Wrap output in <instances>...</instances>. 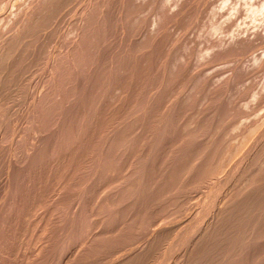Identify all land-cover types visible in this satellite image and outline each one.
Masks as SVG:
<instances>
[{"label":"rangeland","instance_id":"rangeland-1","mask_svg":"<svg viewBox=\"0 0 264 264\" xmlns=\"http://www.w3.org/2000/svg\"><path fill=\"white\" fill-rule=\"evenodd\" d=\"M19 3H17V2ZM34 1V2H33ZM40 1V2H39ZM47 1V2H46ZM49 0H0V41H3L4 39H7L6 41H11L12 38H15L17 35L18 37H20V35H22V33L24 32V30L27 28V32L30 33L33 27V31L34 33H38L36 30L34 29L36 27V25L40 24L41 21L44 23L45 21L42 20V18H37L38 21L40 23L37 24L38 21H33L35 20V16L39 15L38 11L39 9L43 11L46 10L47 14L48 13H52L53 15H47L45 12V15H47V19L49 21V19H51L50 22H48L49 24L53 21V30L51 29V25L47 26V28L45 25H38L36 28H40V30L42 29L45 34H41V35H33L30 39H27L23 42L26 45H28L29 48L26 49H30L29 51H33V52H29L28 50L25 49V51L29 52V55L31 54V57L24 53V50L21 52L20 50L15 51V49H13V53L17 54L15 55L16 59L15 60H19V56L22 57V54H24V57L18 62H13V67L12 69L14 70V72L12 73V79L11 82L13 80L12 83H18L17 88L15 86L16 89H14L13 91H11L12 93L8 94L10 95H5L7 97L3 96V99L5 98V103H3L2 99H1V103L4 104L2 105L0 103V118L3 119V121L0 119V147H1V151L0 154L2 152V154L0 155V212L3 213V211L5 213H0V233L2 231V233L0 234V236L4 235L5 237H0V244L4 245H0V262H2V264H21V260H22V264H26L29 262L32 263H28V264H59V262H61V264H117L119 263V261L123 260V254H128L129 251L131 249H133L135 247V249L137 248H141L142 244L144 243V245H146L147 241H150L149 237H153L155 234V232L158 230H162L165 231L166 229V233H168L167 231H169V235L167 238V241H164L162 244L163 246L160 247V250L163 251V248L166 249V251L164 250V252L162 253H167L165 255V260L167 261V257H168V253L167 252V247L169 246L170 242L172 241H168V240H172L175 237H177L178 235H180L182 232H180V229H184V232L182 234V236L185 233V237L187 236V231L190 229V227L196 222L197 223H201L200 221H202V224H205L206 220L208 221V218L210 217V215H212L211 213H214L216 210L213 208L214 206H210L213 204L211 203V195L209 197V193L208 192L210 190V185L214 186V182L215 179L212 177L217 176L216 179H224V181L227 180L228 178V174L229 171L231 170V166L234 165V163H236V159H238L240 157V155H242L245 152L246 147H248L249 144L253 145L250 148H254L256 147L253 143V141L251 142V140H253V137H257L259 135H261V133L264 132V27H263V22H264V17H260V16H264V12H262L264 10V0H236V3L234 0H72L73 2H70L69 0H54L52 2V4H54L55 7L57 8H53L51 5V0L48 2ZM55 1H57L55 4ZM69 1V2H68ZM78 1L79 3L77 4ZM149 1V2H148ZM206 1V2H204ZM228 1V3H226ZM230 1V2H229ZM260 1V2H259ZM262 1V2H261ZM17 4H14V3ZM24 2V3H23ZM43 2V3H42ZM83 2V3H82ZM218 2V3H217ZM250 2V3H249ZM8 3V4H6ZM48 3L47 5L50 7V9H52L50 11L49 7L48 8H44L45 5ZM83 5H82V4ZM86 3L87 6L85 5ZM96 3V4H95ZM214 3V4H213ZM226 3V5L224 4ZM31 4V5H30ZM40 4V5H39ZM51 6H50V5ZM126 4V5H125ZM170 4V5H169ZM199 4V5H198ZM243 4V5H242ZM17 5V6H16ZM43 5V6H42ZM59 5L60 8H59ZM64 8H67L66 10ZM76 5V6H75ZM79 5V6H78ZM238 5V6H236ZM3 6V7H2ZM29 8H26V7ZM41 6V7H40ZM87 7V8H83V7ZM102 6V7H101ZM135 6V7H134ZM223 6H225V9L223 10ZM228 8H227V7ZM230 6H234L230 7ZM236 6V7H235ZM240 6V8H239ZM246 6V7H245ZM250 6V7H249ZM21 7V8H20ZM52 7V8H51ZM96 7V8H95ZM150 7V8H149ZM222 7V9H221ZM232 8L231 10L234 11L232 12L231 10H229L230 8ZM3 8V9H2ZM244 8V9H242ZM247 8V9H246ZM21 9V10H19ZM26 9V10H23ZM49 9V11H48ZM57 9H60L57 11ZM69 9V10H68ZM76 11H75V10ZM85 9V10H84ZM86 9L88 10V12L86 11ZM140 9V10H139ZM167 9V10H166ZM194 9V12H193ZM197 11H196V10ZM262 9V10H260ZM54 10V12H53ZM66 13H64L65 11ZM71 10V11H70ZM84 10V11H83ZM171 10V11H170ZM240 10V11H238ZM259 10V14L260 12L262 13V15L258 14L255 15L254 13L257 12ZM12 11V12H11ZM23 11V12H22ZM42 11H39L40 13ZM69 11V12H68ZM80 11V13H79ZM82 11V12H81ZM99 13H98V12ZM108 11V12H107ZM117 11V12H116ZM130 11V12H129ZM174 11V13H173ZM220 11V12H219ZM224 11V12H223ZM34 12V15H33ZM59 12H63L60 13L61 16H59ZM68 12V13H67ZM85 12V13H84ZM87 12V13H86ZM90 12V13H89ZM95 12V13H94ZM101 12V13H100ZM198 12V15H197ZM71 13V14H70ZM79 13V14H78ZM109 13V14H108ZM117 13V14H116ZM156 13V14H155ZM194 15L192 16L191 15ZM195 13V14H194ZM222 13V16H221ZM226 15H225V14ZM232 18H231V16ZM235 14V16H233ZM21 14V15H20ZM36 14V15H35ZM74 14V15H73ZM78 14V15H77ZM83 14V15H82ZM86 14H88L86 16ZM107 14V15H106ZM115 14V15H114ZM152 14V15H151ZM158 14V15H157ZM183 14V15H182ZM225 16H224V15ZM255 15L256 19L258 22H255V18L251 17L252 15ZM16 15V16H15ZM31 15V16H30ZM43 17V14L41 13L39 16ZM75 15H77L79 18H77ZM82 15V16H80ZM91 15V16H90ZM103 15V16H101ZM104 15H106L107 17H104ZM126 15V16H125ZM229 15V16H228ZM249 17H248V16ZM6 16V17H4ZM27 16H30L28 18H25ZM34 18H31V17ZM50 16V18H49ZM65 16V17H64ZM74 16V18H73ZM90 16V17H89ZM97 16V17H96ZM109 16V17H108ZM113 16V17H112ZM138 16V17H137ZM146 16V17H145ZM164 16V17H163ZM192 16V18H191ZM198 16V17H197ZM229 17V19H227V17ZM240 16V17H238ZM53 17V19H52ZM72 17V18H71ZM94 17V20H93ZM104 17V18H102ZM125 17V18H124ZM226 17V18H225ZM237 17V18H236ZM253 19H251V18ZM260 17V18H257ZM17 18V19H16ZM22 18V19H21ZM44 18V17H43ZM90 18L92 19V21H90ZM146 18V20H145ZM154 18V19H153ZM225 22H224V20ZM232 20H231V19ZM8 19V20H7ZM30 19V23L32 24L33 22H36V24H27L26 22H28ZM33 19V20H32ZM80 19V20H79ZM112 25H111V22ZM120 19V20H119ZM135 19V20H134ZM173 19V20H172ZM190 19V20H189ZM195 19V20H194ZM221 19L223 20L221 22ZM249 19V20H248ZM251 19V20H250ZM262 20L259 22V20ZM18 20V21H17ZM24 20V21H23ZM28 20V21H27ZM82 20V21H81ZM85 20H89V23L93 22L92 24H89L87 21ZM105 20V21H104ZM138 20V21H137ZM194 20V21H193ZM218 20V21H217ZM228 20V21H227ZM238 20V21H237ZM248 20V21H245ZM254 20V21H252ZM16 21V22H15ZM19 21H21L22 23H19ZM72 21V22H71ZM148 21V22H146ZM166 21V22H165ZM237 21V22H235ZM245 21V22H243ZM250 21V22H249ZM252 21V22H251ZM25 22V23H24ZM140 22V23H139ZM168 22V23H167ZM189 22V23H188ZM191 22L193 24H191ZM227 22V23H226ZM232 22V23H231ZM249 22V23H248ZM2 23V25H1ZM4 23V24H3ZM19 23V26L17 27ZM66 23V24H65ZM70 25H68V24ZM105 23V24H104ZM107 23V24H106ZM128 23V24H127ZM167 23V24H166ZM220 23V24H219ZM225 23V24H224ZM233 25H231V24ZM26 28L23 30H19L18 28L20 27ZM26 26H25V25ZM42 24V23H41ZM83 24V25H82ZM87 24V25H86ZM99 24V25H98ZM114 24V25H113ZM191 24V26H190ZM202 24V25H201ZM223 24V25H221ZM240 24V25H238ZM253 24V26H252ZM262 24V25H261ZM14 25V26H13ZM24 25V26H23ZM29 25V26H28ZM35 25V26H34ZM54 25H56L54 27ZM67 25V26H66ZM85 25V26H84ZM91 25V26H90ZM101 25V26H100ZM105 25L108 28H105ZM122 25V26H121ZM189 25V26H188ZM218 25L220 26L219 31L217 30ZM228 25V26H227ZM230 25V26H229ZM242 25L243 30L240 29ZM250 26L248 28V26ZM255 25V26H254ZM261 25V26H259ZM11 26V27H10ZM31 26V27H30ZM51 26V27H50ZM61 28H58V27ZM89 26V27H87ZM98 26V27H97ZM113 26V27H112ZM133 26V27H132ZM137 26V27H136ZM161 26V27H160ZM246 26V27H245ZM17 27V29H15ZM21 27L19 29H21ZM31 28L29 30V28ZM49 27V28H48ZM64 27V28H63ZM67 27V28H66ZM84 27H87L86 29H84ZM104 27V28H103ZM115 27V29H114ZM235 27L237 28V30L235 29ZM239 27V28H238ZM245 27V28H244ZM255 27V28H254ZM8 28V29H7ZM38 28V30H39ZM66 28V29H65ZM76 28V29H75ZM89 28V29H88ZM96 28V29H95ZM251 28V29H250ZM6 29V30H5ZM47 30H50L51 33H46ZM93 29V30H92ZM105 29V30H104ZM114 29V31H112ZM146 29V30H145ZM223 29V30H222ZM250 29V30H249ZM6 32H5V31ZM8 30V31H7ZM56 30V31H55ZM83 30V31H82ZM213 30H215L217 33H215ZM222 30V31H221ZM230 30V31H229ZM240 30V31H239ZM254 30V31H253ZM18 31V34H17ZM23 31V32H22ZM42 31V32H43ZM60 31V32H59ZM89 31V33L87 32ZM204 31V32H203ZM212 31V32H211ZM229 31V32H228ZM3 32V33H2ZM22 32V33H21ZM26 32V33H27ZM41 32V31H40ZM54 34H53V33ZM83 32V33H82ZM93 32V33H92ZM111 32V33H110ZM160 32V33H159ZM210 32V33H209ZM220 32V33H219ZM222 32V33H221ZM235 32H241L245 34H235ZM262 32V33H261ZM21 33V34H20ZM26 33L24 36H26ZM32 33V32H31ZM57 33V34H56ZM64 33V34H63ZM97 33V35H96ZM141 33V34H140ZM213 33V34H212ZM232 33H234L232 35ZM256 35H255V34ZM260 33V34H259ZM40 34V33H38ZM46 34L50 35L48 37V35L46 36ZM89 34V35H88ZM107 34V35H106ZM109 34L112 36L109 37ZM115 34V36L118 38H116L115 36L113 37V35ZM241 34V35H240ZM247 34V36H246ZM254 34V35H253ZM9 35V36H8ZM58 35V37H57ZM60 35V37H59ZM64 35V36H63ZM161 35V36H160ZM184 35V36H183ZM211 35V36H210ZM227 35V36H226ZM232 35V36H231ZM245 35V36H244ZM7 36V37H6ZM14 36V37H13ZM29 37L31 36L30 34L28 35ZM35 36V38H34ZM36 36H40V38H36ZM63 36V37H62ZM177 36V37H176ZM214 36V37H213ZM225 36V37H224ZM238 36V38H237ZM249 36V37H248ZM252 36V37H251ZM255 36V37H254ZM257 36V37H256ZM5 37V38H4ZM52 37V38H51ZM106 37H109L111 40H108ZM161 37V38H160ZM187 37V38H186ZM209 37V39H208ZM217 37V39H215ZM220 37V38H219ZM232 39H231V38ZM246 37V38H245ZM261 37V38H260ZM4 38V39H3ZM11 38V39H10ZM26 38V37H25ZM24 38V39H25ZM43 38V39H42ZM130 38V39H129ZM212 38V40H211ZM245 38V39H244ZM261 40H260V39ZM9 39V40H8ZM45 39V40H44ZM49 39V41L47 40ZM51 39V40H50ZM116 39V40H115ZM216 41H214V40ZM222 39V40H221ZM225 39V40H224ZM14 40V39H13ZM28 40V41H27ZM38 40V41H37ZM59 40V41H58ZM103 40H108L107 41H103ZM142 40V41H141ZM221 40V41H220ZM234 40V41H233ZM236 40V41H235ZM238 40V41H237ZM240 40V41H239ZM259 40V41H258ZM9 41V42H10ZM54 41V42H53ZM72 41V42H71ZM184 41V42H183ZM220 41V42H219ZM244 41V42H242ZM248 41V42H247ZM46 42V43H44ZM49 42V43H48ZM70 42V43H69ZM103 42V43H102ZM117 42V43H116ZM135 42V43H134ZM210 42V43H209ZM224 42L225 44L229 42V44L225 45L222 43ZM2 43V42H1ZM97 43V44H96ZM107 43H111L110 45ZM182 43V44H181ZM209 43V45H208ZM212 43V44H211ZM215 43V44H213ZM246 43V44H245ZM253 43V44H252ZM46 44V45H45ZM50 44V45H49ZM52 44V45H51ZM56 44V45H55ZM61 44V45H60ZM88 44V45H87ZM105 44V46H103ZM233 44V45H232ZM244 44V45H243ZM252 44V45H251ZM255 44V45H254ZM263 45V47L261 45ZM30 45V46H29ZM45 45V46H44ZM59 45V46H58ZM85 45V46H84ZM102 45V46H101ZM146 45V46H145ZM215 45V46H214ZM220 45V46H218ZM247 46L248 48L254 47L253 49H249L246 48V46L243 48V46ZM25 46V45H24ZM38 46V47H37ZM67 46V47H66ZM112 46L111 50L110 48ZM228 46V47H227ZM233 46V48H232ZM23 47V46H22ZM27 47V46H26ZM205 47V48H204ZM213 47V48H212ZM223 47V48H222ZM235 47V48H234ZM242 47V48H241ZM25 48V47H24ZM32 48V49H31ZM77 48V53L74 51V49ZM134 48V49H133ZM163 48V49H162ZM231 48V49H230ZM40 49V50H39ZM67 49V50H66ZM70 49V50H69ZM181 49V50H180ZM213 49V50H212ZM215 49V50H214ZM217 49V50H216ZM222 49V50H221ZM244 49V50H243ZM245 49L247 51H245ZM52 52L51 54L55 56V52H57V54L59 55V59L61 61V63H59V59L57 57L52 56L51 54L48 55V53ZM55 50V51H54ZM75 52H73V51ZM96 50V51H95ZM148 50V51H147ZM174 50V51H173ZM227 50V51H226ZM229 50H231L230 55L229 53H227ZM237 50V52H235ZM243 50V52H242ZM18 51L20 52L21 55L18 54ZM38 51V52H37ZM54 51V52H53ZM74 53L73 55L76 56L74 57L72 54L70 55V53L72 52ZM81 51V52H80ZM103 51V54L102 52ZM112 51V52H111ZM241 51V52H240ZM253 51V53H252ZM101 52V53H100ZM104 52H106L104 54ZM122 53L119 54L117 56V53ZM205 54H204V53ZM213 52V53H211ZM218 52V53H216ZM248 54H247V53ZM255 52V53H254ZM111 53V54H109ZM114 53H116L115 56H117L116 58L119 59H123L122 62L125 59L124 63H121V60H118L115 58ZM124 53L126 56H124ZM134 53V54H133ZM158 53V54H157ZM215 53V54H214ZM244 53V55H243ZM252 53V54H250ZM260 53H262V55H260ZM28 55L29 57H27L26 55ZM37 54V55H36ZM61 54V55H60ZM212 54V55H211ZM221 54V55H220ZM248 56H247V55ZM250 54V55H249ZM258 54V56H257ZM35 55V56H34ZM70 55V56H69ZM83 55V56H82ZM109 55V56H108ZM113 55V56H112ZM219 55V57L217 58V56ZM227 55V56H225ZM229 55V56H228ZM236 55V56H235ZM244 57H243V56ZM48 56H50V59L48 58ZM62 56L64 58H62ZM72 56V57H71ZM90 56V57H89ZM121 58H120V57ZM123 56V57H122ZM133 56V57H132ZM165 56V57H164ZM225 60H223L224 62H222V58ZM225 56V57H224ZM238 56V57H237ZM250 56V57H249ZM27 57V58H26ZM52 57V58H51ZM69 57V58H68ZM96 57V58H95ZM98 57L100 58L98 59ZM107 57V58H106ZM110 57H112L111 59H113L114 61L112 62V60L110 59ZM114 57V58H113ZM215 57V59L213 58ZM228 57V58H227ZM229 57H231V59H229ZM235 57H237L241 62H238L237 58L234 59ZM241 57V58H239ZM257 57V58H256ZM260 57V58H258ZM55 60H54V59ZM62 58V59H61ZM105 58V60H104ZM134 58V59H133ZM213 58V59H212ZM221 58V60H220ZM244 58V59H243ZM247 58V59H246ZM14 61V58H12ZM27 59V60H26ZM47 59V60H46ZM109 59V60H107ZM116 59V61H115ZM146 59V60H145ZM220 60L222 63L220 64ZM228 59V60H227ZM251 59V60H250ZM258 59V60H257ZM263 59V60H262ZM24 60V61H23ZM33 60V61H32ZM64 60V61H63ZM100 60V61H98ZM104 60V61H102ZM206 60V61H205ZM210 62H209V61ZM215 60V61H214ZM235 63H234V61ZM257 60V61H256ZM55 61H59V62H55ZM107 61V62H106ZM205 63H204V62ZM208 61V64L206 65V62ZM214 61V62H213ZM243 61V62H242ZM22 62V63H21ZM48 62V64H47ZM54 62V63H53ZM80 62V63H79ZM83 62V63H82ZM104 62V63H103ZM111 62V63H109ZM116 62V64H115ZM217 62V63H216ZM19 63V64H18ZM28 63V64H27ZM37 63V64H36ZM58 64L56 66V64ZM74 63V64H73ZM97 65H94V64ZM100 63V64H99ZM103 63V64H102ZM113 63V64H112ZM121 63V65H120ZM126 63V64H125ZM164 63V64H163ZM201 63V64H200ZM210 63V64H209ZM214 63V64H213ZM245 63V64H244ZM256 63V65L254 64ZM262 63V64H260ZM17 64V65H16ZM22 64V65H21ZM55 64V65H53ZM82 64V65H81ZM102 64V65H101ZM107 64V65H106ZM124 64V65H123ZM168 64V65H167ZM204 66H200L199 65H203ZM216 64V65H215ZM261 65L257 66V65ZM50 65H52L53 67H51ZM65 65V66H64ZM71 65V66H70ZM92 65V66H91ZM94 66H98V67H93ZM121 67H120V66ZM154 65V66H153ZM157 65V66H156ZM177 65V66H176ZM206 65V66H205ZM212 65V66H210ZM215 65V66H214ZM100 66V67H99ZM105 66V67H104ZM108 66V67H107ZM135 66V67H134ZM148 66V67H146ZM252 66V67H250ZM55 67V68H54ZM67 67V69H66ZM107 67V68H106ZM110 67V68H109ZM126 67V68H125ZM128 67V68H127ZM196 67V69L193 70L192 69ZM198 67V68H197ZM256 67V68H255ZM258 67V70H257ZM17 68V69H16ZM54 68V69H53ZM73 68V69H72ZM93 68V69H91ZM95 68H97V70H94ZM99 68V69H98ZM101 68V69H100ZM106 68L107 70L109 69V71L104 70L105 75H107V78L104 80V77H106L103 73V70ZM122 68L125 71H122L119 69ZM210 68V69H209ZM256 71H255V69ZM262 70H261V69ZM66 69V70H65ZM81 69V70H80ZM116 69V70H115ZM130 71H129V70ZM214 69V70H213ZM216 69V70H215ZM251 69V74L249 73ZM254 69V70H253ZM260 69V71H259ZM12 70V71H13ZM16 70V71H15ZM27 70V71H26ZM30 70V71H29ZM51 70V71H50ZM90 70V71H89ZM94 70V71H93ZM118 70V71H117ZM157 70V71H156ZM182 70V71H181ZM249 70V71H248ZM11 71V72H12ZM69 71V72H68ZM82 71V72H81ZM98 71V72H97ZM219 71V72H218ZM221 71V72H220ZM254 71V74H253ZM263 71V72H262ZM17 74H16V73ZM21 72V73H19ZM93 73L90 78L91 80H89V76L91 73ZM109 75H108V73ZM111 72V75H110ZM126 72V73H125ZM196 72V73H194ZM248 72V74L246 73ZM15 73V74H14ZM65 73V74H64ZM107 73V74H106ZM121 73V74H120ZM259 73V76H258ZM261 73V74H260ZM11 74V73H10ZM60 74V75H59ZM79 74V75H78ZM123 74H125L123 76ZM154 74V75H153ZM230 74V75H229ZM263 74V75H262ZM42 75V76H41ZM54 75V76H53ZM66 75V76H65ZM78 75V76H77ZM119 75V76H118ZM248 75V76H247ZM16 76V77H15ZM30 76V77H29ZM34 78H33V77ZM39 76V77H38ZM96 76V77H95ZM110 76V77H109ZM185 76V77H184ZM194 76V77H193ZM231 76V78H230ZM258 76V77H257ZM152 77V78H151ZM27 78V79H26ZM48 78V79H47ZM114 78V80H113ZM20 80V82L22 81V84L16 80ZM60 79V82H58ZM63 79V80H62ZM93 79V80H92ZM203 79V80H202ZM219 79V80H218ZM225 79V80H224ZM30 82H29V81ZM57 80V81H56ZM160 80V81H159ZM198 80V81H197ZM212 80V81H211ZM218 80V81H217ZM223 80V81H222ZM229 80V81H228ZM27 81V82H26ZM95 81V82H94ZM159 81V82H158ZM220 81V82H219ZM247 81V82H246ZM64 82L66 83L65 85ZM91 82V83H90ZM109 82V83H108ZM121 82V83H119ZM244 82V83H243ZM34 83V84H33ZM59 83L61 84V86L59 85ZM81 83H83L81 85ZM86 83V85H85ZM88 83V84H87ZM116 83V84H115ZM211 83V84H210ZM219 83V85H218ZM221 83V84H220ZM223 83V84H222ZM227 83V84H226ZM250 83V84H249ZM54 84V85H53ZM127 84V85H126ZM216 84V85H215ZM227 87H226V85ZM230 84V85H229ZM33 85V86H32ZM52 85V87H51ZM86 86V92L85 90H81V87ZM90 85V87H89ZM148 85V86H147ZM251 85V86H250ZM77 86V87H76ZM81 86V87H80ZM108 86V87H106ZM201 86V87H200ZM222 86V87H219ZM248 86V87H247ZM21 87V88H20ZM30 87V88H29ZM38 87V88H37ZM44 87V88H43ZM47 87V88H46ZM184 87V88H183ZM209 87V88H208ZM216 89H215V88ZM221 89L219 91V88ZM225 87V88H223ZM231 87V88H230ZM33 88L35 89L33 91ZM46 88V89H45ZM80 88V90H79ZM83 88V89H85ZM92 88V89H91ZM101 88V89H100ZM114 88V89H113ZM124 88V89H122ZM126 88V89H125ZM214 88V89H213ZM39 89V90H37ZM74 89V90H73ZM78 89V91H77ZM88 89V90H87ZM90 89V90H89ZM180 89V90H179ZM196 89V90H195ZM214 90L212 92V90ZM223 89V90H222ZM43 91L41 93V91ZM114 90V91H113ZM122 90V91H121ZM127 90V91H126ZM183 90V91H182ZM246 90V91H245ZM260 90V91H258ZM15 91V92H14ZM20 91V92H18ZM46 91V92H45ZM75 91V92H74ZM82 91V92H81ZM90 92V96H89V92ZM135 91V92H134ZM229 91V92H228ZM25 92V93H24ZM34 92V94H32ZM41 95H40V93ZM51 94H49V93ZM64 92V93H63ZM81 92V93H80ZM124 92V93H122ZM212 92V94H211ZM7 93V92H6ZM20 93V94H19ZM67 93V94H66ZM70 93V95L68 94ZM77 93V95H76ZM85 93V94H84ZM87 93V95H86ZM101 93V94H100ZM140 93V94H139ZM171 93V94H170ZM224 93V94H223ZM240 93V94H239ZM245 93V94H244ZM43 94V95H42ZM49 94V95H47ZM83 94H84V98L83 99ZM121 94V96H120ZM124 94V98L122 97V95ZM130 94V95H129ZM163 94V95H162ZM220 94V96H218ZM236 94V95H235ZM37 95V96H36ZM44 95H46L44 97ZM64 95V96H63ZM67 95V96H66ZM73 97H72V96ZM82 97H81V96ZM116 95V96H115ZM221 95H224L223 98H220ZM33 96V97H31ZM42 96V97H41ZM48 96V97H47ZM87 96V97H85ZM92 96V97H91ZM212 96V97H211ZM213 96L215 98H213ZM37 99H36V98ZM41 99V101L38 100ZM72 97V98H70ZM75 97V98H74ZM80 98V101L78 100ZM104 97V98H103ZM122 97V98H121ZM142 97V98H141ZM169 97V98H168ZM243 97V98H242ZM21 98V99H19ZM34 98L37 100H34ZM48 98V99H46ZM88 98V99H86ZM156 98V99H155ZM173 98V99H172ZM213 98V99H211ZM218 98V99H217ZM246 98V99H244ZM7 99V100H6ZM68 99V100H67ZM74 99V100H73ZM123 99V100H122ZM130 99V100H129ZM200 99V100H199ZM239 101H238V100ZM50 100V101H49ZM86 100L84 103L83 101ZM92 100V101H91ZM155 100V101H154ZM165 100V101H164ZM209 100L211 101L212 104H210L211 106H209ZM222 100V101H221ZM43 101V102H42ZM73 101V103H72ZM108 101V102H107ZM163 101V102H162ZM8 102V103H7ZM11 102V103H10ZM19 102V103H18ZM29 102V103H28ZM37 102V103H36ZM46 104H45V103ZM68 104H67V103ZM75 102V105H74ZM79 102V103H78ZM99 102V103H98ZM101 102V103H100ZM44 103V104H42ZM91 103V104H90ZM131 103V104H130ZM155 103V104H154ZM242 103V104H240ZM11 104V105H10ZM16 104V106H15ZM19 104V105H18ZM27 104V105H26ZM29 104H31L30 106H28ZM65 104V105H64ZM80 104V105H79ZM94 104V105H93ZM96 104V105H95ZM18 105V106H17ZM35 105V106H34ZM36 105L37 109H36ZM48 105V106H47ZM66 105L69 107V111L67 110ZM78 107H77V106ZM120 107H119V106ZM122 105V106H121ZM257 105V106H256ZM6 106V107H5ZM20 106V107H19ZM47 106V107H46ZM59 106V107H58ZM74 108H72V107ZM89 108H88V107ZM95 108H94V107ZM187 106V107H186ZM12 107V108H11ZM27 107V108H26ZM33 107V108H31ZM41 107V108H40ZM76 107V109H75ZM92 107V108H91ZM109 107V108H108ZM151 107V108H150ZM258 107V108H257ZM10 108V109H9ZM30 108V109H29ZM36 110H35V109ZM40 108V109H39ZM46 108V109H44ZM63 108V109H62ZM66 108V109H65ZM71 108L73 110H71ZM84 108V109H83ZM120 108V109H119ZM167 108V109H166ZM193 108V109H192ZM212 108V109H209ZM50 110V111H47ZM83 109V110H82ZM89 109V110H88ZM94 112H93V110ZM96 109V111H95ZM106 109V110H105ZM108 109V110H107ZM209 109V110H208ZM245 109V110H244ZM253 109V110H252ZM18 110V111H17ZM35 110V111H34ZM71 110V111H70ZM131 110V111H130ZM7 112L5 114V112ZM47 111V113L45 114V112ZM52 111V112H51ZM61 111V112H60ZM69 114H68V112ZM83 111V112H82ZM90 111V112H89ZM126 111V112H125ZM218 111V112H217ZM27 112V113H26ZM31 112V113H30ZM74 112V113H73ZM89 112V113H88ZM108 112V114H107ZM195 112V113H194ZM22 113V114H21ZM38 113V114H37ZM45 115H44V114ZM49 113V114H48ZM72 113V114H71ZM93 113V114H91ZM11 114V115H10ZM32 114V115H31ZM76 114V115H75ZM136 114V115H135ZM142 114V115H141ZM178 114V115H177ZM7 115V118L10 119L8 120L5 116ZM24 115V116H23ZM26 115V116H25ZM35 115V117H34ZM47 115V116H46ZM52 115V116H51ZM58 115V116H57ZM64 115V116H63ZM66 115V116H65ZM159 115V116H158ZM183 115V116H182ZM22 116V117H21ZM28 116V117H27ZM64 118H63V117ZM75 116H79V117H75ZM89 116V117H88ZM92 118H91V117ZM169 116V117H168ZM175 116V117H174ZM204 116V117H203ZM230 116V117H229ZM241 116V117H240ZM256 116V117H255ZM5 117V118H2ZM25 117V118H23ZM39 117V120H38ZM44 119H42V118ZM57 117V119H55ZM67 117V118H66ZM69 117V120H68ZM98 119H97V118ZM147 117V118H146ZM168 117V118H167ZM182 117V118H181ZM250 117V118H249ZM260 117V118H259ZM28 118V120H27ZM33 118V122H31ZM42 120H41V119ZM62 120H61V119ZM78 120H76V119ZM83 118V119H82ZM239 118V119H238ZM263 118V119H262ZM46 119V120H45ZM55 119V121H54ZM59 119V122H58ZM64 119V120H63ZM74 119V120H72ZM90 119V121L88 120ZM93 119V120H92ZM115 119V120H114ZM128 119V120H127ZM150 119V120H149ZM177 119V120H176ZM193 119V120H192ZM197 119V120H196ZM214 119V120H213ZM247 119V120H246ZM250 121H249V120ZM261 119V120H260ZM5 120V121H4ZM23 120V121H22ZM30 122H27L29 121ZM41 120V121H40ZM68 122H67V121ZM124 120V121H123ZM166 120H169L168 122L170 126L168 127V125L166 124ZM263 120V121H262ZM2 121V122H1ZM41 123H40V122ZM46 121V122H44ZM61 121H63V123H61ZM65 121V122H64ZM73 121V122H72ZM76 121H78L76 123ZM107 121V122H106ZM162 121V122H161ZM235 121V122H234ZM242 121V122H241ZM260 121V123H259ZM20 122V123H19ZM22 122V123H21ZM48 122V123H47ZM92 124V126L89 124ZM118 122V123H117ZM129 122V123H128ZM165 122V125H164ZM196 122V123H195ZM9 123V124H7ZM17 123V124H16ZM24 123H27L26 126ZM28 123H30L28 125ZM33 123V124H32ZM35 123V124H34ZM39 123L41 124L42 129L39 126ZM49 123L51 124V126L49 125ZM56 123V124H55ZM58 123V125H57ZM65 123V126H64ZM72 123V124H71ZM80 123V124H79ZM96 125H95V124ZM110 123V124H109ZM160 123V124H159ZM228 123V125H227ZM63 124V125H62ZM77 124V125H75ZM95 126H94V125ZM106 124L107 128H106ZM133 124V125H132ZM245 124V125H244ZM37 125V126H36ZM54 126H57L59 129L55 130ZM82 125V126H81ZM261 125V126H260ZM23 128H22V127ZM114 126V127H113ZM157 126V127H156ZM164 126V127H163ZM193 126V127H192ZM219 126V127H218ZM230 126V127H229ZM236 126V127H235ZM48 127V128H47ZM53 127V128H52ZM61 127V128H60ZM76 127V128H75ZM160 127H163L160 128ZM168 127L169 129L165 128ZM256 127V129H255ZM20 128V129H19ZM22 128V129H21ZM28 128H31V130H35V132ZM47 128V130H46ZM50 128V129H49ZM54 129V131L52 129ZM64 128V129H63ZM91 128V129H89ZM104 128V129H103ZM158 128V129H157ZM26 129V130H24ZM28 129V130H27ZM38 131H37V130ZM45 129V130H44ZM107 129V130H106ZM110 129H113L112 131H110ZM122 129V130H121ZM139 129V130H138ZM149 129V130H148ZM162 132H164L163 134H161V130ZM10 130V131H9ZM43 130V134L41 131ZM49 130V131H48ZM63 130V131H62ZM79 130V131H78ZM86 130V131H85ZM89 130V131H88ZM93 130V131H92ZM96 130V131H95ZM98 130V131H97ZM107 132H106V131ZM159 130H160V134H159ZM165 130V131H164ZM242 130V131H241ZM19 131V132H18ZM25 131V132H24ZM65 132V133H61V132ZM96 133H95V132ZM108 131L111 133L109 134ZM248 131V132H246ZM260 131V132H259ZM263 131V132H262ZM18 132V133H16ZM21 132V133H20ZM35 134H33V133ZM48 132V133H47ZM53 134H51V133ZM55 132V133H54ZM68 132V133H67ZM92 133L94 135H91L90 133ZM106 132V133H104ZM118 132V133H117ZM197 132H198V136H201L200 138L197 136ZM200 132V133H199ZM251 132V133H249ZM37 133V134H36ZM42 133V134H40ZM57 133V134H56ZM59 133V134H58ZM96 135H95V134ZM156 133V134H155ZM184 133V134H182ZM193 133L195 135H193ZM249 133V134H248ZM256 133H259L256 135ZM17 136H16V135ZM19 134V135H18ZM47 134V135H46ZM64 134V136L62 135ZM126 134V135H125ZM152 134V135H151ZM159 134V135H158ZM201 134V135H200ZM30 135V136H29ZM34 135V136H32ZM37 135V136H36ZM44 135V136H43ZM61 137H60V136ZM84 135V136H83ZM88 135V136H87ZM89 135L91 136L92 139H90ZM21 136V137H19ZM29 136V137H28ZM32 136V137H31ZM39 136V137H38ZM45 136H49V137H45ZM108 137L109 140V136H110V140L108 142V140H106V138ZM158 136L161 138L158 139ZM164 136V137H163ZM171 136V137H170ZM182 136V137H181ZM186 136V137H184ZM190 136V138L188 137ZM194 136V137H192ZM205 136V138H204ZM250 136V137H249ZM18 137V139H17ZM53 137V138H52ZM64 137V138H63ZM85 137V138H84ZM96 137V138H95ZM106 137V138H104ZM163 137V139H162ZM254 137V138H255ZM34 138V140H33ZM58 138V139H57ZM62 138V139H61ZM66 138V139H65ZM88 138V139H87ZM95 138V139H94ZM193 138V139H192ZM194 138H196L194 140ZM25 139V140H24ZM31 139L33 140V142L31 141ZM38 139V140H36ZM42 139V140H41ZM49 139V140H48ZM54 139V141L52 140ZM68 139V140H67ZM94 139V140H93ZM165 139V140H164ZM179 139V140H178ZM181 139L182 142L185 143L184 146H182L183 144L181 143ZM183 139L185 141H183ZM228 139V140H227ZM234 139V140H233ZM13 140V141H12ZM21 140V141H19ZM23 140V141H22ZM59 142H58V141ZM66 140V141H65ZM93 141V142H89V141ZM99 140V141H98ZM107 142H106V141ZM121 140V141H120ZM125 140V141H124ZM158 140V141H157ZM162 140V141H161ZM194 140V141H193ZM205 140V141H204ZM212 140V142H211ZM214 140V141H213ZM50 143H55V144H49ZM87 141V142H86ZM97 141V145L95 142ZM112 141V142H111ZM119 141V142H118ZM123 141V142H122ZM138 141V142H137ZM142 141V142H141ZM180 141V143H179ZM236 141V142H235ZM14 142L16 144H14ZM22 142V143H21ZM41 142V143H40ZM43 142L44 144H48L47 146L44 145L43 146ZM61 142H63L61 144ZM87 145H86V143ZM130 142V143H129ZM161 142V143H160ZM188 142V143H187ZM223 142V143H222ZM7 143V144H6ZM21 143V145H19ZM33 143V144H32ZM40 143V144H39ZM59 145H57V144ZM95 143V145H94ZM235 143V144H234ZM15 146H14V145ZM24 144V145H22ZM26 144V145H25ZM66 144V149H65V145ZM91 144V145H90ZM131 144V145H130ZM149 144V145H148ZM180 146H179V145ZM237 144V145H236ZM239 144V146H238ZM241 144V145H240ZM12 145V146H11ZM30 145V146H29ZM57 145L58 147L54 148ZM79 145V146H78ZM94 146V148H96V151L93 149L92 147ZM101 145V146H100ZM110 145V146H109ZM136 145V146H135ZM179 147H178V146ZM234 145V146H233ZM244 145V146H243ZM10 146V147H9ZM14 146V148H13ZM20 146V147H17ZM24 146V147H23ZM32 146V147H31ZM37 146V148H36ZM42 147L43 149L37 150L40 147ZM51 150L50 149V147ZM54 146V147H52ZM62 146L65 150H62L61 147ZM85 146H91L90 150H88V147ZM96 146V147H95ZM138 146V148H137ZM189 146V147H188ZM206 146V147H205ZM232 146V147H231ZM243 146V147H242ZM4 147V148H3ZM6 147V148H5ZM17 147V150H16ZM22 147V149H20ZM34 147V148H33ZM39 147V148H38ZM46 147V148H44ZM98 147V148H97ZM103 147V148H102ZM110 147V148H109ZM115 147V148H114ZM144 147V148H143ZM160 147V149H159ZM174 147V148H173ZM176 147V148H175ZM212 147V148H211ZM214 147V148H213ZM226 147V148H225ZM3 148V151H2ZM29 148L30 152H26ZM73 148V149H72ZM76 148V149H74ZM86 148V149H85ZM120 148V149H119ZM127 150H126V149ZM180 148V150H179ZM183 148V149H182ZM26 149V150H25ZM41 149V148H40ZM54 149L56 151H54ZM60 149V152H59ZM103 149V150H101ZM116 149V150H115ZM125 149V150H124ZM173 149V150H172ZM182 149V150H181ZM189 149V150H188ZM209 149V150H208ZM233 149V150H232ZM242 149V150H241ZM7 150V151H5ZM14 153H12V151ZM20 152H19V151ZM24 150V151H22ZM28 150V151H29ZM66 151V153L62 152V151ZM79 150V151H78ZM101 150V152H100ZM228 150V151H227ZM244 150V151H243ZM17 151V152H16ZM22 151V152H21ZM37 151V154L39 153V158H37L38 156H36V160H34L35 157V153ZM39 151V152H38ZM51 151H53L51 153ZM86 151V152H85ZM97 151L99 153H97ZM103 151V152H102ZM118 151V152H117ZM150 151V152H149ZM175 151V152H174ZM203 151V152H202ZM231 151V152H230ZM242 151V152H241ZM43 152V153H40ZM46 152V153H45ZM56 152V153H54ZM61 152L63 154H61ZM91 154H90V153ZM93 152V154H92ZM108 154H107V153ZM116 152V153H115ZM125 152V153H124ZM178 152V153H177ZM230 152V153H229ZM234 152V153H233ZM240 152V153H239ZM16 153V154H15ZM24 153V154H23ZM27 153V154H26ZM31 155H30V154ZM76 153V155H75ZM88 153V154H86ZM97 153V154H95ZM222 153V154H221ZM18 154V156H17ZM21 154H23L21 156ZM41 154V155H40ZM44 154V155H43ZM51 154L52 157H50L49 155ZM67 154V156H66ZM78 154V155H77ZM218 154V155H217ZM234 156H233V155ZM4 155V156H3ZM9 155V156H8ZM16 156L15 159L14 156ZM20 155V156H19ZM28 155V156H27ZM46 155V156H45ZM48 155V156H47ZM56 155V156H55ZM64 156V157H61ZM91 155L95 156L96 159L94 157H91ZM100 157H98V156ZM101 155V156H100ZM104 155V156H103ZM113 155V156H112ZM116 155V156H115ZM134 155V156H133ZM168 155V156H167ZM13 158H11V157ZM32 158H31V157ZM34 156V157H33ZM42 156V157H41ZM46 158H45V157ZM54 156V157H53ZM87 156L89 158H87ZM108 156V157H107ZM137 156V157H135ZM166 156V157H165ZM205 156V157H204ZM215 156V157H214ZM224 156V157H223ZM2 157V158H1ZM6 157V158H5ZM29 157V158H28ZM48 157V158H47ZM59 157V158H58ZM71 157H73L71 159ZM78 157V158H77ZM199 157V158H198ZM24 158V159H22ZM26 158V160H25ZM28 158V160H27ZM55 158L57 160H55ZM63 158V159H61ZM84 158V159H83ZM92 160H91V159ZM94 158V161H93ZM195 158V159H194ZM213 158V160H212ZM231 158V159H230ZM9 159V160H7ZM12 159V160H11ZM17 159V160H16ZM38 159V161H37ZM48 161H47V160ZM53 159V161L51 160ZM60 159L62 161H60ZM74 159V160H73ZM91 162H90V160ZM103 159V162L101 161ZM174 159V160H173ZM196 159H198V161L196 162ZM222 159V160H221ZM3 160V161H1ZM11 160V161H10ZM19 160V161H18ZM21 160V161H20ZM39 160L41 161V163L39 162ZM65 160V161H64ZM67 160V161H66ZM80 162H79V161ZM85 160V161H83ZM98 161V163H93ZM116 160V161H115ZM118 160V161H117ZM121 160V161H120ZM141 160V161H140ZM173 160V161H172ZM231 160V161H230ZM233 160V161H232ZM235 160V162H234ZM264 162V158L262 159ZM262 160H260L259 162H257L255 165V168L257 170H251L250 173L247 174L245 173L244 177H242L243 179H241V181L239 182V184L234 187L233 184L230 183L229 187H231L232 190L228 191L229 194V198L233 199L236 195V191H241V185L242 187L248 186L250 184H255L257 182H259V180L262 178L264 180V167L263 164L260 163ZM10 161V162H9ZM19 163V165L14 163ZM23 161V163H21ZM26 161V162H25ZM28 161V162H27ZM49 161H52L51 165L47 164L46 162L49 163ZM88 163H87V162ZM151 161V162H150ZM173 163H172V162ZM214 161V162H213ZM216 161V162H215ZM225 161V162H224ZM39 162V163H38ZM55 162V163H54ZM59 162V163H58ZM73 162V163H72ZM86 163V167L84 166ZM120 162V163H119ZM146 164H145V163ZM175 162V164H174ZM203 162V163H202ZM223 162V163H222ZM230 162V163H227ZM12 163V164H11ZM25 163V164H24ZM28 165H27V164ZM35 163V164H34ZM63 163V165H61ZM78 163L79 164V168L77 170L78 167ZM93 163V164H92ZM101 163V164H100ZM138 163V164H137ZM140 163V164H139ZM142 163V166H140ZM199 163V164H196ZM233 163V164H232ZM260 163V164H259ZM5 164V165H4ZM11 164V165H10ZM14 164V165H13ZM38 164V165H37ZM40 164V165H39ZM65 164V166H64ZM82 164V165H81ZM92 164V165H90ZM97 165V166H94ZM103 164V165H102ZM154 164V165H153ZM156 164V165H155ZM173 164V165H171ZM191 164V165H190ZM196 164V165H195ZM262 165V167L258 166ZM2 165V166H1ZM6 165L9 167L7 168ZM27 165V166H26ZM30 165V166H29ZM35 165V166H34ZM56 165V166H55ZM100 165V166H99ZM106 165V166H105ZM130 165V167H129ZM138 165V166H135ZM144 165V166H143ZM150 166V168L148 169V166ZM155 166V167H151V166ZM161 165V166H160ZM167 165V166H166ZM169 165L171 167H169ZM224 165V168H223ZM26 166V167H25ZM32 166V167H31ZM34 166V167H33ZM43 166V167H42ZM49 166V168H48ZM52 166V167H51ZM87 166H89L90 168H88ZM140 166V167H139ZM190 166V167H189ZM193 166V169L192 167ZM220 166V167H219ZM258 166V167H257ZM14 167V168H12ZM25 167V168H23ZM42 167V168H41ZM84 167L86 169H84ZM98 167V168H97ZM100 167V169H99ZM170 169H169V168ZM195 167V168H194ZM216 167V168H215ZM7 168V169H6ZM33 168V169H32ZM35 168V169H34ZM76 168V169H75ZM88 168V169H87ZM92 168L94 170H92ZM96 168V169H95ZM130 168V169H129ZM185 168V169H184ZM217 168H221V169H217ZM223 168V169H222ZM230 168V169H229ZM258 168V169H257ZM261 168V169H260ZM2 169V170H1ZM6 169V170H4ZM12 171L13 169V173L9 171ZM19 169V170H18ZM50 169V171H49ZM82 171H81V170ZM84 169V171H83ZM91 169V170H90ZM138 169V171H137ZM140 169V170H139ZM142 169V171H141ZM145 169V170H143ZM165 169H167V173L166 171H164ZM187 169V170H186ZM215 173H214V171ZM260 169V170H259ZM17 170V171H16ZM37 170V171H36ZM47 170L49 172H47ZM53 170V171H51ZM64 170V171H63ZM78 172H77V171ZM80 170V171H79ZM87 170V171H86ZM148 170V171H147ZM191 170V171H190ZM196 170V171H195ZM217 170V171H216ZM225 170V171H224ZM259 170V171H258ZM4 171V172H2ZM6 174H3L5 173ZM19 171V173L21 174H17L16 172ZM29 171V172H28ZM74 171H76L78 173V175H76L77 173L73 174ZM90 171V172H89ZM95 173L94 175L91 174ZM116 171V172H115ZM130 171V172H129ZM134 171V172H132ZM135 171H137L136 173H138L139 175L135 174ZM144 173V175L141 173ZM146 173H145V172ZM151 173V178L148 177V175H150ZM179 171V172H178ZM182 171V173H181ZM219 171V172H218ZM10 172V173H9ZM36 172V173H35ZM56 172V173H54ZM80 172V174H79ZM82 172V173H81ZM88 172V173H87ZM103 172V173H102ZM126 172V173H125ZM128 172V174H127ZM158 172V173H157ZM184 172V173H183ZM186 172V173H185ZM192 174H191V173ZM213 172V173H212ZM252 172V173H251ZM16 173V174H15ZM35 173V174H34ZM49 173V174H46ZM98 173V175H97ZM105 173V174H104ZM131 173L133 174L130 175ZM142 174L140 178L139 176ZM156 173V174H155ZM189 173V174H188ZM255 173V174H254ZM23 174H27L24 175ZM34 174V175H33ZM40 174H45V175H41ZM56 174V175H55ZM76 182L81 180V188H80V183L76 184L77 186H79V190L77 188L75 184ZM87 174H90L93 176L89 177ZM101 174V176H100ZM148 174V175H147ZM163 174V175H162ZM213 176H212V175ZM259 176H258V175ZM3 175V177H2ZM13 175V178H12ZM19 177L16 178L17 176ZM51 178H50V176ZM55 175V177H54ZM60 175V176H59ZM66 175V176H64ZM76 175V177L74 176ZM87 175V176H86ZM111 175V176H110ZM119 175V176H118ZM136 175V177H135ZM155 175V176H154ZM160 175V177H159ZM165 175V176H164ZM167 175V176H166ZM182 175V176H181ZM184 175L186 176V178L184 177ZM190 175H193L195 177H192ZM205 175V176H204ZM207 175V176H206ZM209 175V176H208ZM227 175V176H226ZM33 176V177H32ZM40 176V177H39ZM45 176L46 177V181L47 183L44 181L45 180ZM49 176V177H48ZM53 176V177H52ZM59 176L60 178L62 177V180L57 177ZM71 178H68L70 177ZM83 176V177H82ZM86 176V177H85ZM100 176V177H99ZM105 176V177H103ZM106 176L108 178H106ZM123 178H122V177ZM125 176V177H124ZM131 179H130V177ZM134 178H133V177ZM145 176V177H144ZM154 176V178H153ZM183 177V179L181 177ZM200 176V178L198 179V177ZM211 176V177H210ZM263 176V177H262ZM12 179H11V178ZM37 177V178H36ZM79 177V179H78ZM115 177V178H114ZM122 179H120V178ZM126 177H129L128 179ZM138 177V179H137ZM168 177V178H166ZM177 178L179 177L177 180L175 179L176 182H174V179L172 178ZM190 177V178H189ZM202 177V178H201ZM210 177V179H209ZM261 177V178H260ZM6 178V180H5ZM8 178V179H7ZM23 178V179H22ZM30 178V179H29ZM40 178V180H39ZM57 180L55 181V183H53L54 179ZM66 178V181L64 180ZM77 178V179H76ZM92 178V179H91ZM96 178V179H94ZM98 178V179H97ZM104 179V181L100 180ZM111 178V180H110ZM114 178V180L112 179ZM126 181H125V179ZM133 178V180H132ZM152 179V182L151 180ZM159 179V184L158 180ZM170 178V179H169ZM206 178V179H205ZM11 179L10 182H8ZM16 179V180H15ZM22 179V181H21ZM25 179V180H24ZM28 179V180H27ZM36 180V182L34 180ZM60 179V180H59ZM68 179H72L70 180V182H68ZM82 179L85 181H82ZM87 179V180H86ZM116 179V180H115ZM150 181H148V180ZM155 179V180H154ZM161 179H163L165 181L161 182ZM179 179L181 182H179ZM187 179V180H186ZM198 180V187L201 188H197V187H193V185H196V180ZM203 179V180H202ZM4 180V181H3ZM14 180V182H12ZM20 180V181H18ZM24 180V181H23ZM38 180V181H37ZM43 180V181H41ZM89 180V181H88ZM91 180V181H90ZM106 180V181H105ZM115 182L113 184H111V182ZM118 180V181H117ZM122 182H120V181ZM130 180V181H128ZM173 180V181H171ZM195 183H193L194 181ZM207 181L206 182H204ZM211 180V181H210ZM214 180V181H213ZM30 183H29V182ZM34 181V183L32 182ZM53 183H51V182ZM60 181V183H58ZM65 181V182H64ZM72 181V182H71ZM74 181V183H73ZM94 181V183H92ZM108 181V183H107ZM125 181V182H124ZM133 181H135L134 183H132ZM154 181L156 182V184H154ZM187 181V182H186ZM190 181V182H189ZM192 181V183H191ZM199 181L201 182L200 184H205L204 185H200ZM223 181V180H221ZM4 182V183H3ZM7 182V183H6ZM19 182V184H18ZM28 184H27V183ZM32 182V184H31ZM71 185H68V183ZM82 182H85L84 184ZM87 182V184H86ZM91 182V183H89ZM130 182V183H128ZM173 182V183H172ZM179 182V183H178ZM209 182V183H208ZM210 182H213L210 184ZM22 183V184H21ZM38 183H42L45 186H42V184H38ZM73 183V184H72ZM98 183V184H97ZM106 183V184H105ZM110 183V184H109ZM117 183V185H116ZM123 183V185L121 184ZM132 183V184H131ZM172 183V185H171ZM178 183V185H177ZM183 183V185H182ZM189 185H188V184ZM191 183V185H190ZM7 184V185H6ZM11 184V185H10ZM14 184V185H13ZM30 184V185H29ZM35 184V186H34ZM61 184V185H60ZM66 184H67V188H66ZM102 184V186H101ZM127 184V185H126ZM129 184L134 186L129 187ZM154 184V185H153ZM180 184V186H179ZM187 184V186H185ZM193 184V185H192ZM258 184V183H257ZM256 184V185H257ZM6 185V186H5ZM33 185V187H32ZM74 185V187H73ZM89 185V186H87ZM105 185V187H104ZM112 185V186H110ZM138 185V186H137ZM163 187H162V186ZM196 185V186H197ZM245 185V186H243ZM37 186V187H36ZM58 186V187H57ZM64 188H63V187ZM71 188H70V187ZM76 186V190H78V192H76L75 189ZM117 186V187H116ZM127 186V187H125ZM166 186H168V188H166ZM181 190H177L178 188ZM182 186V187H181ZM190 186V187H189ZM192 186V187H191ZM207 186H209L207 188ZM228 186V185H227ZM233 186V187H232ZM5 187V188H4ZM14 187V189H13ZM22 187V188H20ZM31 187V188H30ZM36 187V188H35ZM39 187V188H38ZM52 187V188H51ZM88 187V188H86ZM102 187V188H101ZM120 187V188H119ZM124 187V188H123ZM136 187H139V191ZM151 188L150 190L147 188ZM160 187V188H159ZM164 189V191L167 193L170 192L169 189H171V192L168 194V196L165 198L164 195L165 192L162 190V188ZM203 187L205 189H203ZM20 188V189H19ZM25 189L24 191L22 189ZM35 188V189H34ZM65 193L63 194L62 191ZM74 188V189H73ZM85 188V189H84ZM106 188V189H105ZM114 190H111V189ZM137 190H135V189ZM157 188H159L160 190H158ZM185 188V189H184ZM193 188V189H191ZM196 188V189H195ZM225 188V192L227 191V187ZM227 188V189H226ZM34 189V191H33ZM38 189H39V193H38ZM52 189L54 190L52 192ZM59 189V192H58ZM65 191H64V190ZM70 189L73 190V192H68ZM92 189V190H91ZM98 189V190H97ZM101 189L104 191L102 192ZM125 189V190H122ZM127 189H132V190H127ZM137 194L141 192L140 194V198L142 199V202L140 200H137V197H134L135 192ZM203 189V190H202ZM208 189V190H207ZM6 190V193H5ZM11 190V191H9ZM14 190V191H13ZM83 190V191H82ZM107 190V191H106ZM121 190V191H120ZM144 192H142V191ZM149 193L145 194V191ZM173 190L175 192H173ZM177 190V192H176ZM183 190V192H182ZM189 190V191H188ZM195 190V191H194ZM197 190V192H196ZM202 190V191H199ZM207 190V191H206ZM41 191V192H40ZM50 191V192H49ZM90 191V192H89ZM93 191V192H92ZM95 191V192H94ZM182 193H180V192ZM231 191L233 193H231ZM8 192V194H7ZM10 192V194H9ZM11 192L13 193L11 195ZM16 192V193H15ZM24 192V193H22ZM58 194H57V193ZM62 194H61V193ZM87 192V193H86ZM106 194L104 195L103 193ZM122 192V193H119ZM124 192V193H123ZM129 192V195H128ZM173 192V193H172ZM187 192V193H186ZM192 192V193H191ZM202 192V193H201ZM207 192V195H206ZM223 193L224 197H222L221 202H224L225 199H227L228 197H226V193ZM20 195H19V194ZM45 193V194H44ZM52 193V195H50ZM92 193V194H89ZM96 193V194H95ZM100 193L101 195H98ZM150 193L151 194V198H150ZM172 193V196L170 195ZM176 193H180L178 195H176ZM186 193V194H185ZM197 193V194H196ZM227 193V194H228ZM23 194V195H22ZM55 194V195H54ZM60 194V195H59ZM81 194V195H80ZM111 194V195H110ZM118 194V195H117ZM127 197H124V195ZM133 194V195H132ZM136 196H138L139 199V194ZM162 194V195H161ZM175 194V195H174ZM191 194V195H190ZM202 194V195H201ZM204 194L206 196H204ZM211 194V193H210ZM232 194V195H231ZM8 198L6 199V196ZM14 195V197H13ZM18 195V196H17ZM38 197H35V196ZM41 195L45 198L43 199V197H41ZM46 195V196H45ZM48 195V197H47ZM79 195V196H78ZM87 197H86V196ZM90 195L92 198H90ZM98 195V196H97ZM141 195H145L142 196ZM170 195V196H169ZM174 195V196H173ZM180 195V198H179ZM185 197H184V196ZM193 195V196H192ZM12 196V197H10ZM17 198H16V197ZM22 197V198H19ZM59 200H62L61 202H63L62 204L59 203L57 200L56 201V197ZM81 196V197H80ZM97 196V198H96ZM100 196V197H99ZM110 198H106V197ZM132 198H129L131 197ZM154 196V198H152ZM156 196V197H155ZM160 196V197H159ZM164 196V197H163ZM183 196V197H182ZM197 196V197H196ZM2 197V198H1ZM5 197V198H4ZM34 197V198H33ZM54 199H53V198ZM72 198V199H69ZM75 197V198H74ZM82 199H80V198ZM85 197V198H84ZM112 197V198H111ZM174 197V198H173ZM178 197V200L177 198ZM182 197V198H181ZM191 197V199L189 198ZM213 197V196H212ZM25 198V199H23ZM27 198V201H29L27 204L24 203L25 200ZM29 198V199H28ZM35 198H37V202L36 200H34ZM51 198V199H50ZM67 198V199H66ZM74 198V199H73ZM89 198V199H88ZM100 198V200H99ZM106 198V199H104ZM122 198V199H121ZM132 201L130 204L126 201ZM141 202L142 206L145 204V199L146 201V205H144L143 208L142 206L140 207L141 203L139 204H135V206L138 208H136L134 205V211L129 210L132 209L133 207L130 206L132 205L133 202ZM162 198V200H161ZM2 199V200H1ZM17 201H16V200ZM22 201H21V200ZM39 199V201H38ZM43 199V200H41ZM65 199V200H63ZM69 199V200H68ZM79 199V201H78ZM88 200V204L87 201ZM129 199H133V200H129ZM152 199V200H151ZM161 200V203L159 200ZM174 199V200H173ZM180 199V200H179ZM188 199V202H186ZM207 199V200H206ZM8 200V202H7ZM14 200V201H13ZM20 200V201H19ZM31 200V201H30ZM33 200V201H32ZM49 200V205H47V202ZM67 200V201H66ZM72 200V201H71ZM75 200V202H77V204L73 201ZM84 200L85 202L82 203ZM93 200L94 203H92L91 201ZM109 202H108V201ZM111 200V201H110ZM125 204H123V202ZM143 200H144V204H143ZM150 200V201H149ZM158 200V201H157ZM177 200V201H176ZM182 200V201H181ZM190 200V201H189ZM224 200V201H223ZM229 199L226 200V202ZM10 201V202H9ZM19 201V203H18ZM46 203H44V202ZM66 201V204L70 205H66L64 202ZM93 206H90L89 204ZM154 202L152 203L151 206H153V208L155 210H153V208L150 206V202ZM157 201V203H156ZM6 202V203H5ZM15 202V203H13ZM33 202V204H32ZM36 202V204L34 203ZM44 203V206L42 207L41 205H39V203ZM51 202V203H50ZM59 205H63L62 208ZM72 202V203H71ZM117 202V203H116ZM123 206H122V204ZM183 203V205H181V203ZM22 203V204H21ZM32 205H31V204ZM57 205V207L55 206V204ZM81 203V205H80ZM114 203V204H113ZM120 203V204H119ZM175 203V204H174ZM178 203V204H177ZM192 203V204H191ZM53 204V205H52ZM76 204V205H75ZM87 204V205H86ZM102 204V205H101ZM128 204L129 207H125V205ZM157 204V205H156ZM196 204V205H195ZM210 204V205H209ZM224 203H222L223 205ZM4 205V207H3ZM6 205V206H5ZM10 205V207L8 206ZM14 205V206H13ZM19 205V206H18ZM29 205V206H28ZM35 205V206H34ZM79 205V206H78ZM85 207H84V206ZM96 205V206H95ZM107 205V206H106ZM110 205V206H109ZM148 205V206H147ZM156 205V207H155ZM164 205V206H163ZM175 205V206H174ZM181 205V206H180ZM187 205V206H186ZM16 206L18 208H16ZM28 206V207H27ZM49 206V207H47ZM54 206L56 208H54ZM65 208H69L72 207L70 209V212L73 214H70L68 209H64ZM68 206V207H66ZM76 206V208H75ZM113 206V207H112ZM158 206V210L157 209ZM180 206V207H179ZM208 206V207H207ZM210 206V207H209ZM14 207V208H13ZM21 207V208H20ZM33 209H31V208ZM42 207V208H41ZM53 207V208H52ZM79 209H78V208ZM92 207V208H91ZM195 207V208H194ZM6 208V209H4ZM11 208V209H10ZM28 208V209H27ZM40 208V209H38ZM52 208V210L50 209ZM112 208V209H111ZM115 208V209H114ZM127 208V209H126ZM141 208V209H140ZM147 208H149L147 210ZM152 208V209H151ZM206 208V209H205ZM208 208H211L208 209ZM213 208V209H212ZM4 209V210H3ZM8 209V211H7ZM16 209V210H15ZM38 209V210H37ZM44 209H46V212L44 213ZM55 213H54V210ZM79 210L78 212L75 210ZM81 209V210H80ZM139 211H137V210ZM143 209V211L141 212V210ZM146 209V211H145ZM161 209V211H160ZM3 210V211H2ZM9 210L12 211L9 213ZM21 210V211H19ZM32 210V212H31ZM37 213H36V211ZM42 210V211H41ZM48 210V212H47ZM49 210H51L49 212ZM57 210H59L58 212H56ZM64 211L65 213L61 212ZM66 210H68L66 212ZM126 210V211H125ZM153 210V211H152ZM163 210V211H162ZM214 210V211H213ZM25 211V212H24ZM39 211L41 213H39ZM73 211V212H72ZM75 211V212H74ZM113 211V214L111 213ZM149 211V212H148ZM156 211V212H155ZM178 211V212H177ZM213 211V212H210ZM7 212V213H6ZM17 212V213H15ZM24 212V213H23ZM28 214H27V213ZM31 212V213H29ZM35 212V213H34ZM126 212V213H125ZM146 212V214H145ZM154 212L155 214H152ZM159 212V213H158ZM167 212V213H166ZM176 212V213H175ZM15 213V214H14ZM22 213V215L20 214ZM47 213V214H46ZM50 213V214H49ZM66 214L65 216H59L58 214ZM77 213V214H76ZM110 215V218L108 217ZM111 213V214H110ZM131 213V214H130ZM136 213L138 214V216L136 215ZM143 213V214H141ZM4 214L7 216H4ZM8 214V215H7ZM15 215L10 217V215ZM16 214H19L16 216ZM33 216H30V215ZM43 214V217H42ZM49 214V215H48ZM55 214H57L58 216H56ZM78 214H80V216H78ZM115 214V215H114ZM148 214H152L151 216ZM160 214V215H159ZM175 214V215H174ZM181 214V215H180ZM210 214V215H209ZM41 215V216H40ZM47 217H46V216ZM54 215V216H53ZM113 215V216H112ZM4 216V217H3ZM27 216H30V219L27 218ZM41 218V220H39V217ZM52 216V217H51ZM56 216V218H55ZM106 216V217H105ZM114 217V219H112V217ZM137 216V217H136ZM156 216V217H155ZM158 216V217H157ZM3 217V218H1ZM9 217V218H8ZM13 217V218H12ZM20 217V218H19ZM25 217L26 219L23 220V218ZM36 217V219H35ZM50 217V218H49ZM72 217V218H71ZM117 217V218H116ZM133 217V218H132ZM152 217V218H150ZM160 217V218H159ZM181 217V218H180ZM208 217V218H207ZM11 218V219H10ZM18 218V220L16 219ZM43 218V219H42ZM48 218V219H47ZM60 220H54L57 219ZM60 218V219H59ZM74 218V219H73ZM104 218V219H103ZM106 218V219H105ZM139 220V221H135L134 220ZM140 218V219H139ZM154 218V219H153ZM158 218V220H157ZM172 218V219H171ZM204 218V220L202 219ZM6 219V220H5ZM20 219V220H19ZM22 219V220H21ZM53 219V220H52ZM87 219V220H86ZM89 219V220H88ZM109 219V220H108ZM111 219V220H110ZM133 219V220H132ZM10 220V222H8ZM28 220V221H26ZM44 220V222H43ZM46 220V221H45ZM51 225H50V222ZM78 221V226L76 225ZM131 220V221H129ZM142 220V221H140ZM157 220V221H155ZM174 220V222H173ZM200 220V221H199ZM13 221V223H12ZM26 223H25V222ZM33 221V223L31 222ZM40 221V222H39ZM54 221H58L56 223H54ZM63 223H62V222ZM103 221V222H102ZM110 221L112 223L106 222ZM116 221V222H114ZM129 221V222H128ZM155 221V222H154ZM193 221V222H191ZM199 221V222H198ZM21 222V223H20ZM29 222V223H28ZM46 222V223H45ZM60 222V226L59 225ZM68 222H71L70 225L68 224ZM101 222V223H100ZM125 222V227H124V223ZM133 222V223H132ZM139 223L137 224V223ZM143 222L146 224L144 225ZM204 222V223H203ZM5 223V224H4ZM17 225H16V224ZM25 223V224H24ZM31 223V224H30ZM37 223V224H36ZM42 223V225H40ZM54 226H53V224ZM58 223V224H57ZM62 223V224H61ZM65 223V224H64ZM75 223V224H74ZM100 223V225H99ZM103 223V224H102ZM118 223V224H116ZM130 223V224H129ZM143 227H142V224ZM185 223V224H184ZM3 224V225H2ZM9 224L10 227H9ZM33 224V225H32ZM36 224V226H35ZM45 224V225H44ZM64 224V225H63ZM68 224V226H67ZM71 224H73L71 226ZM91 224V225H90ZM106 224V225H105ZM129 225L131 227H128L126 225ZM179 224V225H178ZM189 224V225H188ZM201 224V225H202ZM264 224V222L262 223ZM262 224H260L262 227ZM6 227H5V226ZM14 225V226H13ZM40 225V226H39ZM57 225V226H56ZM96 225V226H95ZM98 225V226H97ZM118 225V227H117ZM122 225V226H120ZM138 225V226H137ZM148 225V226H147ZM157 225V226H155ZM169 225V226H168ZM181 225V226H180ZM186 225V226H185ZM195 225V224H194ZM4 226V227H3ZM34 226V227H33ZM47 226V227H46ZM51 226V227H50ZM71 226V227H70ZM76 226V227H74ZM100 226V227H99ZM111 226V227H110ZM147 226V227H146ZM151 226V227H150ZM160 226H163L162 228ZM165 226H167L165 228ZM175 227L174 228H172ZM177 226V227H176ZM264 226V225H263ZM5 231V235L3 230ZM36 227H40L39 229ZM42 227H44L42 229ZM46 227V229H45ZM50 227V228H49ZM57 227V230H56ZM66 227V228H65ZM70 227V229H69ZM74 227V228H73ZM79 227V228H78ZM96 227V228H95ZM98 227V228H97ZM120 227V229H119ZM124 227V228H123ZM160 229H159V228ZM170 227V228H169ZM179 227V228H178ZM187 231H186V229ZM260 227L258 226L256 228L255 234L259 232L258 237H264V227H262L260 229ZM34 228V229H33ZM55 228L54 230L51 229ZM60 228V229H59ZM63 228V229H62ZM77 228V229H75ZM111 228V229H110ZM118 228V229H117ZM131 228V229H129ZM142 228V229H141ZM143 228H145L143 230ZM156 228V229H155ZM173 230H172V229ZM179 230H178V229ZM189 228V229H188ZM259 228V229H258ZM7 229V230H6ZM10 229V230H9ZM18 229V231H16ZM33 229V230H32ZM65 232H62V230ZM73 229V230H72ZM108 229H110V231H108ZM112 229L113 231L116 233H112ZM115 229V230H114ZM118 231H117V230ZM123 229L125 231H123ZM153 231H152V230ZM169 229V230H168ZM171 229V230H170ZM263 229V230H262ZM9 230V231H8ZM20 230V231H19ZM24 230V233H22L21 231ZM46 230V231H45ZM59 230V231H58ZM101 230V231H100ZM103 230V231H102ZM122 230V231H121ZM138 230V231H137ZM141 230H143L141 232ZM160 230V231H161ZM176 232H175V231ZM261 230V231H259ZM34 231V232H33ZM37 231V232H36ZM60 231L62 232V234L60 233ZM78 231V232H76ZM96 231V232H95ZM100 233H99V232ZM140 231V232H139ZM174 231V232H173ZM179 231V232H178ZM15 234L13 236V234ZM19 235H18V233ZM44 232V233H43ZM70 232V233H69ZM90 232V233H89ZM107 233L106 235L104 233ZM111 232V234H110ZM128 232V233H127ZM131 232V233H130ZM136 232V234H134ZM153 234H152V233ZM261 232V233H260ZM10 233V234H9ZM17 233V234H16ZM26 233V234H25ZM31 233V234H30ZM49 233V234H48ZM60 234V237L59 234ZM73 235H72V234ZM126 233V234H125ZM141 233V234H140ZM172 233V234H171ZM176 233V235L174 234ZM180 233V234H179ZM9 234V235H8ZM25 234V235H23ZM28 234V235H27ZM33 234V235H32ZM35 234V235H34ZM41 234V235H40ZM44 236H43V235ZM47 234V235H46ZM121 234V235H120ZM132 234V235H131ZM134 234V235H133ZM138 234V235H137ZM144 234H146L144 236ZM171 234V235H170ZM178 234V235H177ZM253 234V241L250 240L251 245H253V247L250 245L249 246V250L247 249V245H246V251L244 250L245 247L242 249L244 251L241 250V252L245 253H241L242 258H244L246 255V258H244V261H246L245 259H248L247 262H243L241 264H251L254 261V258L256 257L257 259L259 258L258 255L264 257V239L259 238V240H255V238L257 237V235ZM13 237H12V236ZM18 235V236H17ZM22 235V236H21ZM56 235V236H55ZM76 235V237H75ZM80 235V237H79ZM101 235V236H100ZM136 235L138 236L136 238ZM150 235V236H148ZM260 235V236H259ZM11 236V237H10ZM21 236V237H20ZM24 236V237H23ZM31 236V237H30ZM40 236V238H39ZM43 236V237H42ZM50 238L47 240L49 241L47 243L46 237ZM52 236V237H51ZM58 238V239H56ZM71 236V237H70ZM73 236V237H72ZM91 236V237H90ZM93 236V237H92ZM96 236V237H95ZM117 236V237H116ZM175 236V237H174ZM181 235L178 236L177 238H175V241L173 240V242H177L179 241L182 237ZM256 236V237H254ZM23 237V238H22ZM28 237V238H27ZM30 237V239H29ZM38 237V238H37ZM54 237V239H53ZM64 237V239H63ZM95 237V238H94ZM99 237V238H98ZM117 238V239H114ZM173 237V238H172ZM181 237V238H180ZM257 237V238H258ZM5 238V239H4ZM14 238V239H12ZM18 238H20L18 240ZM69 240L67 241L66 240ZM76 240H75V239ZM81 238V239H80ZM88 238V239H87ZM98 238V239H97ZM123 238V239H122ZM130 239V240H135L138 241L135 244L132 241H128V245L127 242L125 241V239ZM172 238V239H171ZM179 238V239H178ZM256 238V239H257ZM3 239V240H2ZM7 239V240H6ZM30 241H29V240ZM33 239V240H32ZM42 239V240H41ZM52 239V240H51ZM55 239L57 241H55ZM61 239V240H60ZM70 239L72 241H70ZM84 239V240H83ZM95 239V241H94ZM143 239V240H142ZM183 239V240H184ZM5 240V241H4ZM12 240V241H11ZM14 240H17L14 241ZM22 243H21V241ZM26 240V241H25ZM28 240V241H27ZM46 240V241H44ZM51 240V241H50ZM59 240V241H58ZM86 240V241H85ZM123 240V241H122ZM146 240V241H145ZM182 240V239H181ZM255 240V242H254ZM6 244H4L3 243ZM33 241L36 243L34 244ZM38 243H37V242ZM44 241V242H43ZM62 241V242H61ZM74 241H76L74 243ZM83 241V242H82ZM92 241V242H91ZM97 241V242H96ZM8 242V243H6ZM16 244H15V243ZM20 242V243H19ZM41 242V243H40ZM67 242V244H66ZM86 242V243H85ZM124 244H123V243ZM130 242V243H129ZM134 246H132V243ZM166 242L169 243L166 246ZM249 242V243H250ZM257 242V243H256ZM260 242V243H259ZM18 243V244H17ZM31 245H30V244ZM40 243V244H39ZM47 243V244H46ZM55 243V244H54ZM69 243V244H68ZM83 243V244H82ZM90 243V244H88ZM28 244V248L27 245ZM38 244L41 246H38ZM54 244V245H52ZM59 246H57V245ZM61 244H66V245H61ZM86 244V245H85ZM100 244V245H99ZM127 246H126V245ZM130 244V245H129ZM13 245V246H12ZM18 245V246H17ZM22 245V246H20ZM25 245V246H24ZM35 245V246H34ZM37 245V248H36ZM45 245V247H44ZM49 246V250L51 249V251H49L47 249V246ZM74 247H73V246ZM89 245V246H88ZM91 245V246H90ZM103 245V246H102ZM105 245V246H104ZM111 245L113 247H111ZM141 245V247H140ZM9 246V247H8ZM31 246L33 248H31ZM55 247V249L53 247ZM86 246V248H85ZM99 246V247H98ZM131 246V247H130ZM259 246V247H258ZM5 247V248H3ZM18 250H16V248ZM44 247V248H43ZM61 247V248H60ZM104 247V248H103ZM117 250H113L111 248H114ZM127 247V248H126ZM155 247V246H154ZM153 247V248H154ZM166 247V248H165ZM27 248V249H25ZM36 248V249H34ZM42 248V249H41ZM46 248V249H45ZM52 248L54 249L52 252ZM57 248V250H56ZM60 248V249H59ZM77 250H76V249ZM97 248V249H96ZM131 248V249H130ZM162 248V249H161ZM256 248V249H255ZM257 248H260L259 250ZM6 249V251H5ZM8 249V250H7ZM13 249V250H12ZM39 249V250H38ZM99 249V250H98ZM100 249H102L101 251L105 252L106 254H104L103 252H98L100 251ZM159 249V248H158ZM253 249V250H251ZM21 250V251H20ZM23 250V251H22ZM30 253H29V251ZM35 250V251H34ZM43 250V251H42ZM49 252H48V251ZM60 250V251H59ZM86 252H85V251ZM91 250V251H89ZM98 250V251H97ZM105 250V251H104ZM262 250V251H261ZM5 251V252H4ZM11 251V253H10ZM13 251V252H12ZM19 251V255L17 254ZM24 251L26 253H24ZM28 251V252H27ZM37 251V252H36ZM41 251V253H40ZM46 251V252H45ZM75 251V252H74ZM81 251V252H80ZM117 251V252H116ZM153 252L155 251V248L152 250ZM159 251V250H158ZM159 251V252H161ZM180 250H177L174 252L176 253L174 255V252H170L172 254L169 253V261H165L164 264H173L176 262V258L178 257V254L180 255ZM252 251V252H251ZM23 252V253H22ZM33 252V253H32ZM36 252V253H35ZM65 252V253H63ZM79 252V255H78ZM84 252V253H83ZM87 252L89 253V255L87 254ZM91 252V253H90ZM256 253V254H253ZM258 252V253H257ZM263 252V253H262ZM2 253V254H1ZM16 253V254H15ZM28 253V254H27ZM35 253V254H34ZM39 255H38V254ZM45 253V254H44ZM57 253V254H56ZM59 253V254H58ZM68 255H67V254ZM100 256H99V254ZM113 253V254H112ZM239 253V254H240ZM5 254V255H4ZM21 254V255H20ZM25 254V255H23ZM50 254V255H49ZM64 256H62V255ZM66 254V255H65ZM78 257H77V255ZM87 254V255H85ZM91 254V256H90ZM2 255V256H1ZM4 255V256H3ZM28 255V256H27ZM33 255V256H31ZM35 255V256H34ZM38 255V256H36ZM46 255V256H45ZM49 258H48V256ZM53 255V256H52ZM57 255V256H55ZM74 255L76 257H74ZM82 257H81V256ZM85 255V256H84ZM103 255V256H102ZM107 258H105V256ZM116 255V256H115ZM118 255V256H117ZM123 255V256H122ZM162 255V254H160ZM174 255V256H173ZM14 256V257H12ZM25 258H23V257ZM61 256V257H60ZM88 256V257H87ZM90 256V257H89ZM120 256H122V259L120 258ZM176 256V257H175ZM237 255V259L241 258ZM244 256V257H243ZM3 257V258H2ZM13 259H12V258ZM20 257H22L20 259ZM36 258V260H32L31 259ZM37 257H42V258H38ZM72 257V258H71ZM81 257V259H80ZM93 257V258H92ZM126 257V256H125ZM236 257V256H235ZM261 257V258H262ZM30 258V260L28 259ZM51 258V262L50 261ZM54 258V261L52 260ZM62 261H60V259ZM74 258V259H73ZM119 258L117 261L116 259ZM241 258V261H243ZM255 258V259H256ZM6 259V260H4ZM9 259V261L7 260ZM16 259V260H15ZM20 259V261H19ZM26 261H25V260ZM55 259H58L55 260ZM64 259V260H63ZM68 259V260H67ZM70 259V261H69ZM72 259V260H71ZM237 259H233L234 263L237 262L236 264H238ZM256 259V260H257ZM264 259V258H262ZM261 259V263L264 264L263 260ZM13 260V261H12ZM40 260V261H37ZM69 261L66 262V261ZM79 260V262H78ZM91 260V261H90ZM111 263H110V261ZM175 260V261H174ZM236 260V261H235ZM240 260V259H239ZM250 260V261H249ZM5 261L7 263H5ZM15 261V262H14ZM17 261V262H16ZM35 261V262H34ZM48 261V262H47ZM53 261V262H52ZM76 261V262H75ZM95 263H94V262ZM114 261V262H113ZM120 261V262H121ZM240 261V262H241ZM258 261V260H257ZM12 262V263H11ZM24 262V263H23ZM26 262V263H25ZM46 262V263H45ZM117 262V263H116ZM171 262V263H170ZM239 262V263H240ZM256 262V261H254ZM259 262V261H258ZM257 262V264H258ZM1 264V263H0ZM232 264V263H229ZM255 264V263H254ZM260 264V263H259Z\"/></svg>","mask_w":264,"mask_h":264},{"label":"bare ground","instance_id":"bare-ground-1","mask_svg":"<svg viewBox=\"0 0 264 264\" xmlns=\"http://www.w3.org/2000/svg\"><path fill=\"white\" fill-rule=\"evenodd\" d=\"M22 1H23V0H22ZM49 1H50V0H49ZM49 1H48V2H49ZM53 1H54V0H51V5H52V7L54 6V4H52ZM69 1H70V2H73L74 0H73V1H72V0H69ZM69 1H68V2H69ZM78 1H79V0H78ZM78 1H76L77 4L80 2V1H79V2H78ZM85 1H86V0H85ZM99 1H100V0H99ZM234 1H235V3H236V0H234ZM238 1H239V0H238ZM255 1H256V0H255ZM15 2H17V1H15ZM33 2H34V1H33ZM39 2H40V1H39ZM46 2H47V1H46ZM56 2H57V1H55V4H57V6H58V3H56ZM148 2H149V1H148ZM204 2H206V1H204ZM210 2H211V0H210ZM229 2H230V1H229ZM239 2H240V1H239ZM259 2H260V1H259ZM261 2H262V1H261ZM13 3H14V2H13ZM17 3H19V2H17ZM17 3H14V4H17ZM23 3H24V2H23ZM42 3H43V2H42ZM53 3H54V2H53ZM82 3H83V2H82ZM82 3H81V4H82ZM217 3H218V2H217ZM226 3H228V1H227ZM226 3H224V4L226 5ZM231 3H232V0H231ZM240 3H241V2H240ZM249 3H250V2H249ZM262 3H264V2H262ZM6 4H8V3H6ZM47 4H48V3L44 4V5H45L44 8H48V7H49ZM84 4H85V3H84ZM87 4H88V3H86L85 5L87 6ZM95 4H96V3H95ZM213 4H214V3H213ZM228 4H229V3H228ZM30 5H31V4H30ZM39 5H40V4H39ZM49 5H50V4H49ZM51 5H50V6H51ZM82 5H83V4H82ZM125 5H126V4H125ZM169 5H170V4H169ZM198 5H199V4H198ZM232 5H233V3H232ZM242 5H243V4H242ZM263 5H264V4H263ZM16 6H17V5H16ZM42 6H43V5H42ZM60 6H61V5H59V8H60ZM75 6H76V5H75ZM78 6H79V5H78ZM236 6H238V5H236ZM236 6H235V7H236ZM2 7H3V6H2ZM40 7H41V6H40ZM52 7H51V8H52ZM62 7H63V5H62ZM101 7H102V6H101ZM134 7H135V6H134ZM223 7H224L223 10H224V9H225V6H223ZM226 7H227V6H226ZM230 7H233V8H234V6H230ZM230 7H229V8H230ZM245 7H246V6H245ZM249 7H250V6H249ZM20 8H21V7H20ZM26 8H29V7L27 6ZM53 8H57V7L54 6ZM63 8H64V7H63ZM83 8H87V7L84 6ZM95 8H96V7H95ZM149 8H150V7H149ZM227 8H228V7H227ZM239 8H240V6H239ZM2 9H3V8H2ZM49 9H50V7H49ZM49 9H48V11H49ZM64 9L66 10L67 8H64ZM221 9H222V7H221ZM231 9H232V8H230L229 10H231ZM234 9H237V8H234ZM234 9H233V11H234ZM242 9H244V8H242ZM246 9H247V8H246ZM19 10H21V9H19ZM23 10H26V9H23ZM51 10H52V9H50V11H51ZM58 10H60V9H57V11H58ZM65 10H63V11H65ZM68 10H69V9H68ZM74 10H75V9H74ZM84 10H85V9H84ZM84 10H83V11H84ZM139 10H140V9H139ZM166 10H167V9H166ZM195 10H196V9H195ZM225 10H226V9H225ZM260 10H262V9H260ZM39 11H42V10L39 9ZM39 11H38V14L40 15V14L42 13L44 18L42 17V15L39 16V15H36V14H35V15H36L35 18L38 16L37 18L40 17V18H42V20H44L45 22L43 23V22L41 21V23H42V24H41V23L38 21L37 18H36L35 20H33V19H32V20H33V21H38L37 24L40 23V24H38V25H42V27H43V25L46 26V24H47V26H49V25L52 26L53 21L51 22L52 24H51V23L49 24L48 22H50L51 19H49V21H48V19H47L46 17H47V15H50V16H51V15H53V14H52V13H48V14H47V11H46V10L44 11V13H43V11L40 13ZM70 11H71V10H70ZM75 11H76V10H75ZM86 11L88 12L87 9H86ZM170 11H171V10H170ZM196 11H197V10H196ZM231 11H232V10H231ZM233 11H232V12H233ZM238 11H240V10H238ZM256 11H257V10H256ZM11 12H12V11H11ZM22 12H23V11H22ZM45 12H46L47 15H45ZM53 12H54V10H53ZM68 12H69V11H68ZM68 12H67V13H68ZM81 12H82V11H81ZM87 12H86V13H87ZM97 12H98V11H97ZM107 12H108V11H107ZM116 12H117V11H116ZM129 12H130V11H129ZM193 12H194V9H193ZM219 12H220V11H219ZM223 12H224V11H223ZM234 12H235V11H234ZM240 12H241V11H240ZM258 12H259V10H258L257 12H255L254 14H255V15H258V14H259ZM262 12H264V10H263ZM60 13H63V12H59V14H60ZM64 13H66V11H65ZM64 13H63V14H64ZM79 13H80V11H79ZM79 13H78V14H79ZM84 13H85V12H84ZM89 13H90V12H89ZM94 13H95V12H94ZM98 13H99V12H98ZM100 13H101V12H100ZM173 13H174V11H173ZM257 13H258V14H257ZM1 14H2V13H1ZM1 14H0V15H1ZM70 14H71V13H70ZM78 14H77V15H78ZM80 14H81V13H80ZM108 14H109V13H108ZM116 14H117V13H116ZM155 14H156V13H155ZM194 14H195V13H194ZM224 14H225V13H224ZM224 14H223V15H224ZM226 14H227V13H226ZM226 14H225V15H226ZM235 14H236V13H234L233 16H235ZM254 14H253L251 17L254 16L253 18H255L256 16H255ZM260 14L262 15L261 12H260ZM260 14H259V15H260ZM263 14H264V13H263ZM20 15H21V14H20ZM33 15H34V12H33ZM54 15H55V14H54ZM54 15H53V16H54ZM73 15H74V14H73ZM77 15H75V16H76L77 18H79ZM82 15H83V14H82ZM82 15H80V16H82ZM87 15H88V14H86V16H87ZM106 15H107V14H106ZM106 15H104V17H107ZM114 15H115V14H114ZM151 15H152V14H151ZM157 15H158V14H157ZM182 15H183V14H182ZM191 15H192V13H191ZM197 15H198V12H197ZM225 15H224V16H225ZM229 15H230V13H229ZM229 15H228V16H229ZM231 15H232V14H231ZM231 15H230V16H231ZM15 16H16V15H15ZM30 16H31V15H30ZM30 16H27V17H25V18H28V17H30ZM50 16H49V18H50ZM59 16H61V14H60ZM90 16H91V15H90ZM90 16H89V17H90ZM101 16H103V15H101ZM125 16H126V15H125ZM192 16H194V15H192ZM192 16H191V18H192ZM221 16H222V13H221ZM228 16H226L227 19H229ZM247 16H248V15H247ZM1 17H2V15H1ZM4 17H6V16H4ZM61 17H62V16H61ZM64 17H65V16H64ZM96 17H97V16H96ZM104 17H102V18H104ZM108 17H109V16H108ZM112 17H113V16H112ZM137 17H138V16H137ZM145 17H146V16H145ZM163 17H164V16H163ZM197 17H198V16H197ZM226 17H225V18H226ZM238 17H240V16H238ZM248 17H249V16H248ZM251 17H250V18H251ZM260 17L263 18L264 16H260ZM260 17H257V18H260ZM31 18H34V17L32 16ZM40 18H39V20H40ZM71 18H72V17H71ZM73 18H74V16H73ZM124 18H125V17H124ZM231 18H232V16H231ZM231 18H230V19H231ZM236 18H237V17H236ZM253 18H251V19H253ZM16 19H17V18H16ZM21 19H22V18H21ZM52 19H53V17H52ZM104 19H105V18H104ZM153 19H154V18H153ZM251 19H250V20H251ZM260 19H261V18H260ZM260 19H258L259 22L263 20V19H262V20H260ZM7 20H8V19H7ZM79 20H80V19H79ZM93 20H94V17H93ZM108 20H109V19H108ZM119 20H120V19H119ZM134 20H135V19H134ZM145 20H146V18H145ZM172 20H173V19H172ZM189 20H190V19H189ZM194 20H195V19H194ZM194 20H193V21H194ZM223 20H224V18H223ZM223 20L221 19V22H222ZM231 20H232V19H231ZM248 20H249V19H248ZM248 20H245V21H248ZM254 20H255V22H253V23L258 22L256 18H255ZM254 20H252V21H254ZM17 21H18V20H17ZM23 21H24V20H23ZM27 21H28V20H27ZM81 21H82V20H81ZM85 21H87V20H85ZM88 21H89V20H88ZM88 21H87V22H88ZM90 21H92L91 18H90ZM104 21H105V20H104ZM109 21H110V20H109ZM137 21H138V20H137ZM217 21H218V20H217ZM227 21H228V20H227ZM237 21H238V20H237ZM237 21H235V22H237ZM245 21H243V22H245ZM252 21H251V22H252ZM15 22H16V21H15ZM30 22H31V21H30V19H29V21L26 22V23L30 25V24H31ZM71 22H72V21H71ZM110 22H111V21H110ZM146 22H148V21H146ZM165 22H166V21H165ZM224 22H225V20H224ZM249 22H250V21H249ZM249 22H248V23H249ZM262 22H263V21H262ZM19 23H22V22L19 21ZM19 23H18L17 27L19 26ZM24 23H25V22H24ZM34 23L36 24V22H33L32 24H34ZM88 23H89V22H88ZM139 23H140V22H139ZM167 23H168V22H167ZM167 23H166V24H167ZM188 23H189V22H188ZM193 23H194V22H193ZM193 23L191 22V24H193ZM222 23H223V22H222ZM226 23H227V22H226ZM231 23H232V22H231ZM231 23H230V24H231ZM3 24H4V23H3ZM27 24H26V25H27ZM32 24H31V25H32ZM65 24H66V23H65ZM67 24H68V23H67ZM70 24H71V23H70ZM70 24H68V25H70ZM89 24H92V25H93V22H92V23H89ZM104 24H105V23H104ZM106 24H107V23H106ZM127 24H128V23H127ZM191 24H190V26H191ZM219 24H220V23H219ZM224 24H225V23H224ZM263 24H264V22H263ZM1 25H2V23H1ZM24 25H25V24H24ZM24 25H23V26H24ZM26 25H25V26H26ZM29 25H28V26H29ZM38 25H36V27H37ZM82 25H83V24H82ZM86 25H87V24H86ZM98 25H99V24H98ZM111 25H112V22H111ZM113 25H114V24H113ZM201 25H202V24H201ZM221 25H223V24H221ZM221 25H220V26H221ZM231 25H233V24H231ZM238 25H240V24H238ZM261 25H262V24H261ZM261 25H259V26H261ZM13 26H14V25H13ZM32 26H33V25H32ZM34 26H35V25H34ZM47 26L44 27V28H47ZM51 26H50V27H51ZM55 26H56V25H54V27H55ZM66 26H67V25H66ZM84 26H85V25H84ZM90 26H91V25H90ZM100 26H101V25H100ZM121 26H122V25H121ZM188 26H189V25H188ZM220 26L218 25L216 31H219ZM223 26H224V25H223ZM227 26H228V25H227ZM229 26H230V25H229ZM247 26H248V25H247ZM252 26H253V24H252ZM254 26H255V25H254ZM10 27H11V26H10ZM17 27H16L15 29H17ZM20 27H21V24H20ZM20 27H19V28H20ZM26 27H27V26H26ZM26 27H25V28H26ZM30 27H31V26H30ZM36 27H35L34 29H37L36 31H37V32L39 31L38 33H40V34H38V33H36V32L34 33L35 30L33 31V27H32V30H30L31 28L28 27L29 30H30L32 33H31V32L28 33V32H27V31H28L27 28L25 29V28L23 27V28L25 29V30H24V29L21 27V29L18 28V31L23 29V30H24V32L22 31L23 33H26V32H27V33H26V36H24L25 34H23V33L21 32L22 35H20V37H18V35H17L15 38H12L11 41L8 39L10 42H9V41H6L7 39H4L5 37L3 38V39H4L3 41H0V98L3 100V101H2L3 103L6 102V101H5V98L3 99V96H4V94H5V95L8 94V91H7V90H9V93H12L11 91H13L14 89H16V88H17V85H18V83H15V81H14V83H12L14 79H13L12 82H11V79H12V73L14 72L13 69L15 68V66H14L13 69H12V67H13V64H14L13 62H15V61L18 62V61L20 60V57H21V56H19V60H15V59H16L15 55H17V54H15V53H17V52L13 53V52H14L13 49H15V51L20 50V52H21V49H22V52H23V50H24V53H26L27 51H25V49H26V48H29V47H28V45H26V44L23 43V42L27 39V37H28V39H30L34 34H35V35H41L42 33L45 34V32H44L45 30H44V31H43L42 29L40 30L39 27H38V28H39V30H38V28H36ZM57 27H58V26H57ZM60 27H61V26H60ZM60 27H58V28H60ZM87 27H89V26H87ZM87 27H84V29H86ZM97 27H98V26H97ZM112 27H113V26H112ZM132 27H133V26H132ZM136 27H137V26H136ZM160 27H161V26H160ZM245 27H246V26H245ZM245 27H244V28H245ZM249 27H250V26H248V28H249ZM261 27H262V26H261ZM263 27H264V25H263ZM48 28H49V27H48ZM52 28H53V26L51 27L50 30H53V29H54V28H53V29H52ZM63 28H64V27H63ZM66 28H67V27H66ZM66 28H65V29H66ZM89 28H90V27H89ZM89 28H88V29H89ZM103 28H104V27H103ZM105 28H108V27L105 25ZM238 28H239V27H238ZM241 28H242V25H241L240 29H241ZM254 28H255V27H254ZM7 29H8V28H7ZM75 29H76V28H75ZM95 29H96V28H95ZM114 29H115V27H114ZM114 29H113L112 31H114ZM235 29L237 30L236 27H235ZM250 29H251V28H250ZM250 29H249V30H250ZM5 30H6V29H5ZM5 30H4V31H5ZM26 30H27V31H26ZM50 30H47V29H46V31H47L46 33H48V31H49V33H51ZM60 30H61V28H60ZM92 30H93V29H92ZM104 30H105V29H104ZM145 30H146V29H145ZM222 30H223V29H222ZM222 30H221V31H222ZM241 30H243V29H241ZM7 31H8V30H7ZM18 31H17V34H18ZM40 31H41V32H40ZM42 31H43V32H42ZM53 31H54V30H53ZM55 31H56V30H55ZM82 31H83V30H82ZM213 31H214L215 33H217L215 30H213ZM229 31H230V30H229ZM229 31H228V32H229ZM239 31H240V30H239ZM253 31H254V30H253ZM5 32H6V31H5ZM59 32H60V31H59ZM87 32L89 33V31H87ZM203 32H204V31H203ZM211 32H212V31H211ZM0 33H1V32H0ZM2 33H3V32H2ZM21 33H20V34H21ZM52 33H53V32H52ZM82 33H83V32H82ZM92 33H93V32H92ZM110 33H111V32H110ZM159 33H160V32H159ZM209 33H210V32H209ZM219 33H220V32H219ZM221 33H222V32H221ZM238 33H241V32H237V33L235 32V34H238ZM261 33H262V32H261ZM29 34L31 35L30 37L28 36ZM43 34H42V35H43ZM53 34H54V33H53ZM56 34H57V33H56ZM63 34H64V33H63ZM140 34H141V33H140ZM212 34H213V33H212ZM217 34H218V33H217ZM233 34H234V33H232V35H233ZM241 34H245V32H244V33H241ZM241 34H240V35H241ZM254 34H255V33H254ZM254 34H253V35H254ZM259 34H260V33H259ZM42 35H41V36H42ZM47 35H48V34H46V36H47ZM88 35H89V34H88ZM96 35H97V33H96ZM106 35H107V34H106ZM232 35H231V36H232ZM255 35H256V34H255ZM8 36H9V35H8ZM49 36H50V35H48V37H49ZM63 36H64V35H63ZM63 36H62V37H63ZM111 36H112V34H111V35L109 34V37H111ZM114 36H115V34L113 35V37H114ZM160 36H161V35H160ZM183 36H184V35H183ZM210 36H211V35H210ZM226 36H227V35H226ZM244 36H245V35H244ZM246 36H247V34H246ZM0 37H1V36H0ZM6 37H7V36H6ZM13 37H14V36H13ZM25 37H26V38H25ZM57 37H58V35H57ZM59 37H60V35H59ZM109 37H106V38L108 39ZM115 37H116V36H115ZM176 37H177V36H176ZM213 37H214V36H213ZM224 37H225V36H224ZM248 37H249V36H248ZM251 37H252V36H251ZM254 37H255V36H254ZM256 37H257V36H256ZM24 38H25V39H24ZM34 38H35V36H34ZM36 38L38 39V38H40V36H39V37L36 36ZM51 38H52V37H51ZM116 38H117V37H116ZM160 38H161V37H160ZM186 38H187V37H186ZM219 38H220V37H219ZM230 38H231V37H230ZM237 38H238V36H237ZM245 38H246V37H245ZM245 38H244V39H245ZM260 38H261V37H260ZM260 38H259V39H260ZM10 39H11V38H10ZM13 39H14V40H13ZM40 39H41V38H40ZM42 39H43V38H42ZM117 39H118V38H117ZM129 39H130V38H129ZM208 39H209V37H208ZM215 39H217V37H216ZM231 39H232V38H231ZM263 39H264V38H263ZM44 40H45V39H44ZM47 40L49 41V39H47ZM50 40H51V39H50ZM108 40H111V39L109 38ZM108 40H103V41H107V42H108ZM115 40H116V39H115ZM211 40H212V38H211ZM213 40H214V39H213ZM217 40H219V39H217ZM221 40H222V39H221ZM221 40H220V41H221ZM224 40H225V39H224ZM260 40H261V39H260ZM27 41H28V40H27ZM37 41H38V40H37ZM58 41H59V40H58ZM141 41H142V40H141ZM214 41H216V40H214ZM220 41H219V42H220ZM233 41H234V40H233ZM235 41H236V40H235ZM237 41H238V40H237ZM239 41H240V40H239ZM258 41H259V40H258ZM1 42H2V43H1ZM53 42H54V41H53ZM71 42H72V41H71ZM183 42H184V41H183ZM242 42H244V41H242ZM247 42H248V41H247ZM44 43H46V42H44ZM48 43H49V42H48ZM69 43H70V42H69ZM102 43H103V42H102ZM116 43H117V42H116ZM134 43H135V42H134ZM209 43H210V42H209ZM209 43H208V45H209ZM222 43L224 44V47H225V45L227 44V43L225 44L224 42H222ZM96 44H97V43H96ZM107 44H109V43H107ZM110 44H111V43H110ZM110 44H109V45H110ZM181 44H182V43H181ZM211 44H212V43H211ZM213 44H215V43H213ZM228 44H229V42H228ZM228 44H227V45H228ZM245 44H246V43H245ZM252 44H253V43H252ZM252 44H251V45H252ZM24 45H25V46H24ZM45 45H46V44H45ZM45 45H44V46H45ZM49 45H50V44H49ZM51 45H52V44H51ZM55 45H56V44H55ZM60 45H61V44H60ZM87 45H88V44H87ZM232 45H233V44H232ZM243 45H244V44H243ZM243 45H242V46H243ZM254 45H255V44H254ZM260 45H261V44H260ZM263 45H264V43H263ZM263 45H261V46L263 47ZM22 46H23V47H22ZM26 46H27V47H26ZM29 46H30V45H29ZM58 46H59V45H58ZM84 46H85V45H84ZM101 46H102V45H101ZM103 46H105V44H104ZM145 46H146V45H145ZM214 46H215V45H214ZM218 46H220V45H218ZM245 46H246V45H245ZM245 46H243V48H244ZM247 46H248V45H247ZM247 46H246V48H248ZM24 47H25V48H24ZM37 47H38V46H37ZM66 47H67V46H66ZM105 47H107V46H105ZM220 47H221V46H220ZM227 47H228V46H227ZM254 47H255V46H254ZM254 47H251V46H250V47L248 48L249 51H250V49H253ZM20 48H21V49H20ZM109 48H110V46H109ZM111 48H112V46H111ZM111 48H110V49H111ZM204 48H205V47H204ZM212 48H213V47H212ZM222 48H223V47H222ZM232 48H233V46H232ZM234 48H235V47H234ZM241 48H242V47H241ZM31 49H32V48H31ZM133 49H134V48H133ZM162 49H163V48H162ZM230 49H231V48H230ZM26 50L29 51L30 49H26ZM39 50H40V49H39ZM66 50H67V49H66ZM69 50H70V49H69ZM111 50H113V49H111ZM180 50H181V49H180ZM212 50H213V49H212ZM214 50H215V49H214ZM216 50H217V49H216ZM221 50H222V49H221ZM243 50H244V49H243ZM243 50H242V52H243ZM48 51H49V50H48ZM54 51H55V50H54ZM54 51H53V52H54ZM72 51H73V50H72ZM72 51H71V52H72ZM74 51L77 53V51H78L77 48L74 49ZM74 51H73V52H74ZM95 51H96V50H95ZM147 51H148V50H147ZM173 51H174V50H173ZM226 51H227V50H226ZM245 51H247V50L245 49ZM20 52L18 51V54H19V55L22 54V57H21V60H22V58L24 57V54H23V53L20 54ZM29 52H30V51H29ZM29 52H27L26 54L29 55ZM31 52H33V51H31ZM31 52H30V53H31ZM37 52H38V51H37ZM49 52H50V51H49ZM73 52L70 53V55H71V54L73 55V54L75 53V52H74V53H73ZM80 52H81V51H80ZM101 52H102V54H103V51H101ZM101 52H100V53H101ZM111 52H112V51H111ZM113 52H114V50H113ZM230 52H231V50H230ZM230 52H229V50H228L227 53H229V55H230ZM235 52H237V50H236ZM240 52H241V51H240ZM51 53H52V52L48 53V55H50ZM55 53L57 54V52H55ZM105 53H106V52H104V54H105ZM116 53H117V52H116ZM116 53H114V56L116 55ZM203 53H204V52H203ZM211 53H213V52H211ZM216 53H218V52H216ZM246 53H247V52H246ZM252 53H253V51H252ZM252 53H250V54H252ZM254 53H255V52H254ZM14 54H15V55H14ZM26 54H25V55H26ZM56 54H55V56H54V54H53V55L51 54V55L54 56V57H56ZM58 54H59V53H58ZM58 54H57L56 59L59 57ZM106 54H107V53H106ZM109 54H111V53H109ZM119 54L122 55V53H119ZM119 54L117 53V56H118ZM133 54H134V53H133ZM157 54H158V53H157ZM204 54H205V53H204ZM214 54H215V53H214ZM231 54H232V52H231ZM247 54H248V53H247ZM247 54H246V55H247ZM250 54H249V55H250ZM28 55H26V56H27V57H29V56L31 57V54H30L29 56H28ZM36 55H37V54H36ZM60 55H61V54H60ZM70 55H69V56H70ZM211 55H212V54H211ZM220 55H221V54H220ZM229 55H228V56H229ZM243 55H244V53H243ZM243 55H242V56H243ZM260 55H262V53H260ZM17 56H18V55H17ZM34 56H35V55H34ZM73 56H74V55H73ZM75 56H76V54H75ZM75 56H74V57H75ZM82 56H83V55H82ZM108 56H109V55H108ZM112 56H113V55H112ZM117 56H115V58H116ZM124 56H126L125 53H124ZM225 56H227V55H225ZM225 56H224V57H225ZM230 56H231V55H230ZM235 56H236V55H235ZM244 56H245V55H244ZM244 56H243V57H244ZM247 56H248V55H247ZM257 56H258V54H257ZM27 57H26V58H27ZM71 57H72V56H71ZM89 57H90V56H89ZM119 57H120V56H119ZM122 57H123V56H122ZM132 57H133V56H132ZM164 57H165V56H164ZM218 57H219V55L217 56V58H218ZM237 57H238V56H237ZM237 57H235L234 59H236ZM249 57H250V56H249ZM12 58H14V61H13ZM48 58L50 59V56H48ZM51 58H52V57H51ZM62 58H64V57L62 56ZM62 58H61V59H62ZM68 58H69V57H68ZM95 58H96V57H95ZM99 58H100V57H98V59H99ZM106 58H107V57H106ZM111 58H112V57H110V59H111ZM113 58H114V57H113ZM120 58H121V57H120ZM213 58L215 59V57H213ZM213 58H212V59H213ZM221 58H222V56H221ZM221 58H220V60H221ZM227 58H228V57H227ZM239 58H241V57H239ZM256 58H257V57H256ZM258 58H260V57H258ZM53 59H54V58H53ZM58 59H59V58H58ZM116 59L121 60L120 62H121V63H124V62H125V59H127V58H124V61H123V62H122V60H123L122 58H121V59L116 58ZM116 59H115V61H116ZM133 59H134V58H133ZM229 59H231V57H229ZM237 59H238V58H237ZM243 59H244V58H243ZM246 59H247V58H246ZM26 60H27V59H26ZM46 60H47V59H46ZM54 60H55V59H54ZM100 60H101V58H100ZM100 60H98V61H100ZM104 60H105V58H104ZM104 60H102V61H104ZM107 60H109V59H107ZM111 60H112V62L114 61L113 59H111ZM145 60H146V59H145ZM220 60L218 59L217 61H220ZM223 60H225V58H224V59L222 58L221 61L224 62ZM227 60H228V59H227ZM241 60H242V59H240V61H239V59H238L237 61H238V62H241ZM250 60H251V59H250ZM257 60H258V59H257ZM257 60H256V61H257ZM262 60H263V59H262ZM23 61H24V60H23ZM32 61H33V60H32ZM59 61H60V59H59ZM59 61H55V62L57 63V62H59ZM61 61H62V60H61ZM61 61H60L59 63H61ZM63 61H64V60H63ZM205 61H206V60H205ZM208 61H209V60H208ZM208 61L206 62V65L208 64ZM210 61H211V60H210ZM210 61H209V62H210ZM214 61H215V60H214ZM214 61H213V62H214ZM221 61H220V64L222 63ZM233 61H234V60H233ZM16 62H15V63H16ZM106 62H107V61H106ZM203 62H204V61H203ZM242 62H243V61H242ZM21 63H22V62H21ZM53 63H54V62H53ZM56 63H55V64H56ZM79 63H80V62H79ZM82 63H83V62H82ZM103 63H104V62H103ZM103 63H102V64H103ZM109 63H111V62H109ZM121 63H120V65H121ZM204 63H205V62H204ZM216 63H217V62H216ZM234 63H235V61H234ZM18 64H19V63H18ZM27 64H28V63H27ZM36 64H37V63H36ZM47 64H48V62H47ZM55 64H53V65H55ZM73 64H74V63H73ZM97 64H98V63H97ZM97 64L95 63L94 65H97ZM99 64H100V63H99ZM102 64H101V65H102ZM112 64H113V63H112ZM115 64H116V62H115ZM125 64H126V63H125ZM163 64H164V63H163ZM200 64H201V63H200ZM209 64H210V63H209ZM213 64H214V63H213ZM244 64H245V63H244ZM254 64L256 65V63H254ZM260 64H262V63H260ZM16 65H17V64H16ZM21 65H22V64H21ZM57 65H58V64H56V66H57ZM81 65H82V64H81ZM94 65H93V67H98V66H94ZM106 65H107V64H106ZM120 65H119V66H120ZM123 65H124V64H123ZM167 65H168V64H167ZM206 65H205V66H206ZM215 65H216V64H215ZM215 65H214V66H215ZM50 66L53 67L52 65H50ZM64 66H65V65H64ZM70 66H71V65H70ZM91 66H92V65H91ZM153 66H154V65H153ZM156 66H157V65H156ZM176 66H177V65H176ZM200 66L202 67V66H204V64H203V65H199V67H200ZM210 66H212V65H210ZM257 66H260V67H261V65H259V64H258ZM99 67H100V66H99ZM104 67H105V66H104ZM107 67H108V66H107ZM107 67H106V68H107ZM120 67H121V66H120ZM134 67H135V66H134ZM146 67H148V66H146ZM250 67H252V66H250ZM263 67H264V66H263ZM54 68H55V67H54ZM54 68H53V69H54ZM106 68H105L104 70H107ZM109 68H110V67H109ZM125 68H126V67H125ZM127 68H128V67H127ZM192 68H193V67H192ZM197 68H198V67H197ZM252 68H253V67H252ZM255 68H256V67H255ZM255 68H254V69H255ZM261 68H262V67H261ZM261 68H260V69H261ZM16 69H17V68H16ZM66 69H67V67H66ZM66 69H65V70H66ZM72 69H73V68H72ZM91 69H93V68H91ZM98 69H99V68H98ZM100 69H101V68H100ZM121 69H122V68H120L119 71H118V70H117V71L120 72ZM194 69H196V67L192 69V72H193ZM209 69H210V68H209ZM254 69H253V70H254ZM260 69H259V71H260ZM12 70H13V71H12ZM80 70H81V69H80ZM94 70H97V68H95ZM94 70H93V71H94ZM102 70H103V68H102ZM104 70H103V73H104ZM115 70H116V69H115ZM122 70L125 71L124 69H122ZM122 70H121V71H122ZM128 70H129V69H128ZM213 70H214V69H213ZM215 70H216V69H215ZM257 70H258V67H257ZM261 70H262V69H261ZM11 71H12V72H11ZM15 71H16V70H15ZM26 71H27V70H26ZM29 71H30V70H29ZM50 71H51V70H50ZM89 71H90V70H89ZM107 71H109V69H108ZM129 71H130V70H129ZM156 71H157V70H156ZM181 71H182V70H181ZM248 71H249V70H248ZM255 71H256V69H255ZM68 72H69V71H68ZM81 72H82V71H81ZM97 72H98V71H97ZM218 72H219V71H218ZM220 72H221V71H220ZM250 72H251V69H250L249 73H250ZM262 72H263V71H262ZM10 73H11V74H10ZM15 73H16V72H15ZM15 73H14V74H15ZM19 73H21V72H19ZM89 73H91V72H89ZM107 73H108V72H107ZM107 73H106V74H107ZM125 73H126V72H125ZM194 73H196V72H194ZM246 73L248 74V72H246ZM16 74H17V73H16ZM64 74H65V73H64ZM92 74H93V73H91L90 75H88L89 78H90V76H91ZM120 74H121V73H120ZM250 74H251V73H250ZM253 74H254V71H253ZM260 74H261V73H260ZM59 75H60V74H59ZM78 75H79V74H78ZM78 75H77V76H78ZM104 75H105V73H104ZM108 75H109V73H108ZM110 75H111V72H110ZM124 75H125V74H123V76H124ZM153 75H154V74H153ZM229 75H230V74H229ZM251 75H252V74H251ZM262 75H263V74H262ZM41 76H42V75H41ZM53 76H54V75H53ZM65 76H66V75H65ZM105 76H106V77H104V80L107 78V75H105ZM118 76H119V75H118ZM247 76H248V75H247ZM258 76H259V73H258ZM258 76H257V77H258ZM15 77H16V76H15ZM29 77H30V76H29ZM32 77H33V76H32ZM38 77H39V76H38ZM91 77H92V76H91ZM95 77H96V76H95ZM109 77H110V76H109ZM184 77H185V76H184ZM193 77H194V76H193ZM33 78H34V77H33ZM151 78H152V77H151ZM230 78H231V76H230ZM26 79H27V78H26ZM47 79H48V78H47ZM20 80H21V79H20ZM20 80L18 79V80H16V82H17V81L20 82ZM62 80H63V79H62ZM89 80H91V78H90ZM92 80H93V79H92ZM113 80H114V78H113ZM202 80H203V79H202ZM218 80H219V79H218ZM218 80H217V81H218ZM224 80H225V79H224ZM28 81H29V80H28ZM56 81H57V80H56ZM159 81H160V80H159ZM159 81H158V82H159ZM197 81H198V80H197ZM211 81H212V80H211ZM222 81H223V80H222ZM228 81H229V80H228ZM26 82H27V81H26ZM29 82H30V81H29ZM58 82H60V79H59ZM94 82H95V81H94ZM219 82H220V81H219ZM246 82H247V81H246ZM20 83L22 84V81H21ZM90 83H91V82H90ZM108 83H109V82H108ZM119 83H121V82H119ZM243 83H244V82H243ZM16 84H17V85H16ZM33 84H34V83H33ZM61 84H62V83H61ZM61 84L59 83L60 86H61ZM65 84H66V83L64 82L63 85H65ZM82 84H83V83H81V85H82ZM87 84H88V83H87ZM115 84H116V83H115ZM210 84H211V83H210ZM220 84H221V83H220ZM222 84H223V83H222ZM226 84H227V83H226ZM226 84H225V85H226ZM249 84H250V83H249ZM53 85H54V84H53ZM85 85H86V83H85ZM126 85H127V84H126ZM215 85H216V84H215ZM218 85H219V83H218ZM229 85H230V84H229ZM15 86H16V88H15ZM32 86H33V85H32ZM147 86H148V85H147ZM250 86H251V85H250ZM18 87H19V85H18ZM51 87H52V85H51ZM76 87H77V86H76ZM80 87H81V86H80ZM85 87H86V86L83 85V87H81V90H85V92H86V88H85ZM89 87H90V85H89ZM106 87H108V86H106ZM200 87H201V86H200ZM219 87H222V86H219ZM219 87H218V88H219ZM226 87H227V85H226ZM247 87H248V86H247ZM13 88H14V89H13ZM20 88H21V87H20ZM29 88H30V87H29ZM37 88H38V87H37ZM43 88H44V87H43ZM46 88H47V87H46ZM46 88H45V89H46ZM83 88H85V89H83ZM183 88H184V87H183ZM208 88H209V87H208ZM214 88H215V87H214ZM214 88H213V89H214ZM223 88H225V87H223ZM230 88H231V87H230ZM35 89H36V88H35ZM35 89L33 88V91H34ZM91 89H92V88H91ZM100 89H101V88H100ZM113 89H114V88H113ZM122 89H124V88H122ZM125 89H126V88H125ZM215 89H216V88H215ZM10 90H11V91H10ZM37 90H39V89H37ZM73 90H74V89H73ZM79 90H80V88H79ZM87 90H88V89H87ZM89 90H90V89H89ZM179 90H180V89H179ZM195 90H196V89H195ZM211 90H212V89H211ZM220 90H221V89L219 88V91H220ZM222 90H223V89H222ZM40 91H41V90H40ZM77 91H78V89H77ZM113 91H114V90H113ZM121 91H122V90H121ZM126 91H127V90H126ZM182 91H183V90H182ZM213 91H214V90H212V92H213ZM245 91H246V90H245ZM258 91H260V90H258ZM6 92H7V93H6ZM14 92H15V91H14ZM18 92H20V91H18ZM42 92H43V91H41V93H42ZM45 92H46V91H45ZM74 92H75V91H74ZM81 92H82V91H81ZM81 92H80V93H81ZM88 92H89V91H88ZM134 92H135V91H134ZM212 92H211V94H212ZM220 92H221V91H220ZM228 92H229V91H228ZM24 93H25V92H24ZM39 93H40V92H39ZM41 93H40V95H41ZM48 93H49V92H48ZM63 93H64V92H63ZM122 93H124V92H122ZM12 94H13V93H12ZM19 94H20V93H19ZM32 94H34V92H33ZM49 94H50V93H49ZM49 94H47V95H49ZM66 94H67V93H66ZM68 94L70 95V93H68ZM84 94H85V93H84ZM84 94H83V97L80 95L83 99H85V98H84ZM100 94H101V93H100ZM139 94H140V93H139ZM170 94H171V93H170ZM213 94H214V93H213ZM213 94H212V95H213ZM223 94H224V93H223ZM239 94H240V93H239ZM244 94H245V93H244ZM8 95H10V94H8ZM8 95H7V96H8ZM42 95H43V94H42ZM50 95H51V94H50ZM50 95H49V96H50ZM76 95H77V93H76ZM86 95H87V93H86ZM129 95H130V94H129ZM162 95H163V94H162ZM214 95H215V94H214ZM235 95H236V94H235ZM7 96H4V97H7ZM36 96H37V95H36ZM45 96H46V95H44V97H45ZM63 96H64V95H63ZM66 96H67V95H66ZM71 96H72V95H71ZM89 96H90V92H89ZM115 96H116V95H115ZM120 96H121V94H120ZM218 96H220V94H219ZM222 96L224 97V95H221L220 98H223ZM263 96H264V95H263ZM31 97H33V96H31ZM41 97H42V96H41ZM47 97H48V96H47ZM72 97H73V96H72ZM72 97H70V98H72ZM85 97H87V96H85ZM91 97H92V96H91ZM122 97L124 98V94L122 95ZM122 97H121V98H122ZM211 97H212V96H211ZM35 98H36V97H35ZM35 98H34V100L37 99V98H36V99H35ZM74 98H75V97H74ZM77 98H79V97H77ZM103 98H104V97H103ZM141 98H142V97H141ZM168 98H169V97H168ZM213 98H215V97L213 96ZM213 98H211V99H213ZM242 98H243V97H242ZM1 99H0V101H1ZM19 99H21V98H19ZM41 99H42V98H41ZM41 99H39V97H38V100H39V101H41ZM46 99H48V98H46ZM86 99H88V98H86ZM155 99H156V98H155ZM172 99H173V98H172ZM217 99H218V98H217ZM244 99H246V98H244ZM6 100H7V99H6ZM67 100H68V99H67ZM73 100H74V99H73ZM78 100L80 101V98H79ZM122 100H123V99H122ZM129 100H130V99H129ZM199 100H200V99H199ZM237 100H238V99H237ZM4 101H5V102H4ZM36 101H37V100H36ZM49 101H50V100H49ZM85 101H86V100H84L83 103H84ZM91 101H92V100H91ZM154 101H155V100H154ZM164 101H165V100H164ZM211 101H212V100H211ZM211 101L209 100V103H208L209 106H211L210 104H212V103L214 102V100H213L212 103H211ZM221 101H222V100H221ZM238 101H239V100H238ZM42 102H43V101H42ZM107 102H108V101H107ZM162 102H163V101H162ZM0 103H1V102H0ZM7 103H8V102H7ZM10 103H11V102H10ZM18 103H19V102H18ZM28 103H29V102H28ZM36 103H37V102H36ZM44 103H45V102H44ZM44 103H42V104H44ZM66 103H67V102H66ZM72 103H73V101H72ZM78 103H79V102H78ZM85 103H86V102H85ZM98 103H99V102H98ZM100 103H101V102H100ZM1 104H2V103H1ZM45 104H46V103H45ZM67 104H68V103H67ZM90 104H91V103H90ZM130 104H131V103H130ZM154 104H155V103H154ZM240 104H242V103H240ZM2 105H4V104H2ZM2 105H1V106H2ZM10 105H11V104H10ZM18 105H19V104H18ZM18 105H17V106H18ZM26 105H27V104H26ZM30 105H31V104H29L28 106H30ZM64 105H65V104H64ZM74 105H75V102H74ZM79 105H80V104H79ZM93 105H94V104H93ZM95 105H96V104H95ZM1 106H0V107H1ZM15 106H16V104H15ZM34 106H35V105H34ZM37 106H38V105H36V109H37ZM47 106H48V105H47ZM47 106H46V107H47ZM68 106H69V105H68ZM68 106L66 105L67 110L69 109ZM76 106H77V105H76ZM118 106H119V105H118ZM121 106H122V105H121ZM256 106H257V105H256ZM5 107H6V106H5ZM19 107H20V106H19ZM58 107H59V106H58ZM71 107H72V106H71ZM73 107H74V106H73ZM73 107H72V108H73ZM77 107H78V106H77ZM87 107H88V106H87ZM93 107H94V106H93ZM119 107H120V106H119ZM186 107H187V106H186ZM11 108H12V107H11ZM26 108H27V107H26ZM31 108H33V107H31ZM40 108H41V107H40ZM40 108H39V109H40ZM72 108H71V110L74 109V108H73V109H72ZM88 108H89V107H88ZM91 108H92V107H91ZM94 108H95V107H94ZM108 108H109V107H108ZM150 108H151V107H150ZM257 108H258V107H257ZM9 109H10V108H9ZM29 109H30V108H29ZM34 109H35V108H34ZM36 109H35V110H36ZM44 109H46V108H44ZM62 109H63V108H62ZM65 109H66V108H65ZM75 109H76V107H75ZM83 109H84V108H83ZM83 109H82V110H83ZM119 109H120V108H119ZM166 109H167V108H166ZM192 109H193V108H192ZM209 109H212V108H209ZM209 109H208V110H209ZM35 110H34V111H35ZM71 110H70V111H71ZM88 110H89V109H88ZM92 110H93V109H92ZM105 110H106V109H105ZM107 110H108V109H107ZM244 110H245V109H244ZM252 110H253V109H252ZM17 111H18V110H17ZM47 111H50V110L47 109ZM47 111L45 112V114L47 113ZM68 111H69V110H68ZM68 111H67V112H68ZM95 111H96V109H95ZM130 111H131V110H130ZM4 112H5V111H4ZM51 112H52V111H51ZM60 112H61V111H60ZM82 112H83V111H82ZM89 112H90V111H89ZM89 112H88V113H89ZM93 112H94V110H93ZM125 112H126V111H125ZM217 112H218V111H217ZM6 113H7V112H5V114H6ZM26 113H27V112H26ZM30 113H31V112H30ZM73 113H74V112H73ZM194 113H195V112H194ZM21 114H22V113H21ZM37 114H38V113H37ZM43 114H44V113H43ZM45 114H44V115H45ZM48 114H49V113H48ZM68 114H69V112H68ZM71 114H72V113H71ZM91 114H93V113H91ZM107 114H108V112H107ZM10 115H11V114H10ZM31 115H32V114H31ZM69 115H70V114H69ZM75 115H76V114H75ZM135 115H136V114H135ZM141 115H142V114H141ZM177 115H178V114H177ZM0 116H1V115H0ZM23 116H24V115H23ZM25 116H26V115H25ZM46 116H47V115H46ZM51 116H52V115H51ZM57 116H58V115H57ZM63 116H64V115H63ZM63 116H62V117H63ZM65 116H66V115H65ZM158 116H159V115H158ZM182 116H183V115H182ZM5 117L7 118V115H6ZM5 117H2V118H5ZM21 117H22V116H21ZM27 117H28V116H27ZM34 117H35V115H34ZM75 117L77 118V117H79V116H75ZM88 117H89V116H88ZM90 117H91V116H90ZM168 117H169V116H168ZM168 117H167V118H168ZM174 117H175V116H174ZM203 117H204V116H203ZM229 117H230V116H229ZM240 117H241V116H240ZM255 117H256V116H255ZM6 118H5V119H6ZM23 118H25V117H23ZM41 118H42V117H41ZM41 118H40V119H41ZM44 118H45V117H44ZM44 118H42V119H44ZM63 118H64V117H63ZM66 118H67V117H66ZM76 118H75V119H76ZM91 118H92V117H91ZM96 118H97V117H96ZM146 118H147V117H146ZM181 118H182V117H181ZM249 118H250V117H249ZM259 118H260V117H259ZM0 119H1V118H0ZM7 119H8V118H7ZM42 119H41V120H42ZM55 119H57V117H56ZM55 119H54V121H55ZM60 119H61V118H60ZM82 119H83V118H82ZM97 119H98V118H97ZM238 119H239V118H238ZM262 119H263V118H262ZM1 120L3 121V119H1ZM8 120H10V119H8ZM27 120H28V118H27ZM31 120H32V118H31ZM33 120H34V118H33ZM33 120H32L31 122H33ZM38 120H39V117H38ZM41 120H40V121H41ZM45 120H46V119H45ZM61 120H62V119H61ZM63 120H64V119H63ZM68 120H69V117H68ZM72 120H74V119H72ZM76 120H78V119H76ZM88 120L90 121V119H88ZM92 120H93V119H92ZM114 120H115V119H114ZM127 120H128V119H127ZM149 120H150V119H149ZM176 120H177V119H176ZM192 120H193V119H192ZM196 120H197V119H196ZM213 120H214V119H213ZM246 120H247V119H246ZM248 120H249V119H248ZM260 120H261V119H260ZM2 121H1V122H2ZM4 121H5V120H4ZM22 121H23V120H22ZM40 121H39V122H40ZM66 121H67V120H66ZM123 121H124V120H123ZM166 121H167L166 124H167V123H168V124L171 123V122H168L169 120H166ZM249 121H250V120H249ZM262 121H263V120H262ZM27 122H30V120L27 121ZM44 122H46V121H44ZM55 122H56V121H55ZM58 122H59V119H58ZM64 122H65V121H64ZM67 122H68V121H67ZM72 122H73V121H72ZM77 122H78V121H76V123H77ZM106 122H107V121H106ZM161 122H162V121H161ZM234 122H235V121H234ZM241 122H242V121H241ZM3 123H5V122H3ZM3 123H0V124H1V127H2V124H3ZM19 123H20V122H19ZM21 123H22V122H21ZM40 123H41V122H40ZM40 123H39V126H40L41 128H39V129H42V127H43L44 125L41 126ZM47 123H48V122H47ZM61 123H63V121H61ZM117 123H118V122H117ZM128 123H129V122H128ZM195 123H196V122H195ZM259 123H260V121H259ZM7 124H9V123H7ZM16 124H17V123H16ZM24 124H25V126H26L27 123H24ZM29 124H30V123H28V125H29ZM32 124H33V123H32ZM34 124H35V123H34ZM55 124H56V123H55ZM71 124H72V123H71ZM79 124H80V123H79ZM89 124H90V122H89ZM94 124H95V123H94ZM94 124H93V125H94ZM109 124H110V123H109ZM109 124H106V128H107V125H109ZM159 124H160V123H159ZM168 124H167V125H168ZM49 125L51 126L50 123H49ZM57 125H58V123H57ZM62 125H63V124H62ZM75 125H77V124H75ZM90 125L92 126V124H90ZM95 125H96V124H95ZM95 125H94V126H95ZM132 125H133V124H132ZM164 125H165V122H164ZM227 125H228V123H227ZM244 125H245V124H244ZM263 125H264V123H263ZM29 126H31V128H32V125H29ZM36 126H37V125H36ZM64 126H65V123H64ZM81 126H82V125H81ZM169 126H170V124L168 125V127H169ZM260 126H261V125H260ZM21 127H22V126H21ZM23 127H24V126H23ZM23 127H22V128H23ZM53 127H54L55 130L59 129L57 126H54V125H53ZM53 127H52V128H53ZM55 127H56L57 129H56ZM92 127H93V126H92ZM113 127H114V126H113ZM156 127H157V126H156ZM163 127H164V126H163ZM163 127H160V128L163 129ZM168 127H165V128L169 129ZM192 127H193V126H192ZM218 127H219V126H218ZM229 127H230V126H229ZM235 127H236V126H235ZM263 127H264V126H263ZM22 128H21V129H22ZM31 128H28V129L31 130ZM44 128H45V126H44ZM47 128H48V127H47ZM47 128H46V130H47ZM52 128H51V129H52ZM60 128H61V127H60ZM75 128H76V127H75ZM19 129H20V128H19ZM28 129H27V130H28ZM49 129H50V128H49ZM54 129H52V130L54 131ZM63 129H64V128H63ZM89 129H91V128H89ZM103 129H104V128H103ZM157 129H158V128H157ZM162 129H160L161 132H162ZM255 129H256V127H255ZM24 130H26V129H24ZM32 130H33V129H32ZM32 130H31V131H32ZM36 130H37V129H36ZM44 130H45V129H44ZM59 130H60V129H59ZM106 130H107V129H106ZM106 130H105V131H106ZM112 130H113V129H110V131H112ZM121 130H122V129H121ZM138 130H139V129H138ZM148 130H149V129H148ZM160 130H159V134L161 133ZM263 130H264V129H263ZM9 131H10V130H9ZM33 131L35 132V130H33ZM37 131H38V130H37ZM48 131H49V130H48ZM62 131H63V130H62ZM78 131H79V130H78ZM85 131H86V130H85ZM88 131H89V130H88ZM92 131H93V130H92ZM95 131H96V130H95ZM95 131H94V132H95ZM97 131H98V130H97ZM164 131H165V130H164ZM241 131H242V130H241ZM18 132H19V131H18ZM18 132H16V133H18ZM24 132H25V131H24ZM41 132L43 133V130H42ZM57 132H58V130H57ZM60 132H61V131H60ZM106 132H107V131H106ZM106 132H104V133H106ZM246 132H248V131H246ZM259 132H260V131H259ZM262 132H263V131H262ZM20 133H21V132H20ZM32 133H33V132H32ZM42 133H40V134H42ZM47 133H48V132H47ZM50 133H51V132H50ZM54 133H55V132H54ZM61 133H65V132H61ZM67 133H68V132H67ZM89 133H90V132H89ZM92 133H93V132H92ZM92 133H90V134L93 135ZM95 133H96V132H95ZM95 133H94V134H95ZM108 133L111 134L109 131H108ZM117 133H118V132H117ZM163 133H164V132H162L161 134H163ZM199 133H200V132H199ZM249 133H251V132H249ZM249 133H248V134H249ZM33 134H35V133H33ZM36 134H37V133H36ZM43 134H44V133H43ZM51 134H53V133H51ZM56 134H57V133H56ZM58 134H59V133H58ZM106 134H107V133H106ZM155 134H156V133H155ZM159 134H158V135H159ZM182 134H184V133H182ZM257 134H259V133H256V135H257ZM15 135H16V134H15ZM18 135H19V134H18ZM44 135H45V134H44ZM44 135H43V136H44ZM46 135H47V134H46ZM53 135H54V134H53ZM62 135L64 136V134H62ZM95 135H96V134H95ZM125 135H126V134H125ZM151 135H152V134H151ZM163 135H165V134H163ZM193 135H195V134L193 133ZM200 135H201V134H200ZM16 136H17V135H16ZM29 136H30V135H29ZM29 136H28V137H29ZM32 136H34V135H32ZM32 136H31V137H32ZM36 136H37V135H36ZM59 136H60V135H59ZM83 136H84V135H83ZM87 136H88V135H87ZM197 136H198V132H197ZM19 137H21V136H19ZM38 137H39V136H38ZM45 137H49V136H45ZM60 137H61V136H60ZM89 137H90V139H92L90 135H89ZM93 137H94V135H93ZM106 137H107V136H106ZM106 137H104V138H106ZM163 137H164V136H163ZM163 137H162V139H163ZM170 137H171V136H170ZM181 137H182V136H181ZM184 137H186V136H184ZM188 137L190 138V136H188ZM192 137H194V136H192ZM198 137L200 138L201 136H198ZM249 137H250V136H249ZM254 137H255V136H254ZM254 137H253V140H251V142L253 141V143H254V145H255L256 147H254V148H250V147L253 146V145H251V144H249L248 147H246L245 152H244L242 155H240V157H239L238 159H236V160H237L236 163H234V165L231 166L232 168H231V170L229 171L228 178H227L226 181H224V179H216L217 176H215L216 178H215V177H212V178L215 179V182H214V183H213V182H210V184L213 183L214 186H213V185H210V190H209L208 192H210L211 194L209 193L208 195H209V197H210V195H211V198H212V199H211V203H210V204H213V205H210V204H209V205H210V206H214L213 208H214L215 210H216V209H217V210H216L214 213H211V212H213L214 210L211 211V212L209 211L212 215L209 214L210 217H209V218L207 217V218H208V221L206 220L205 224H202V221H200V220H199V221L201 222L200 224H199V223L196 224V222L194 223L193 221H191V222H193L195 225L193 224V225L190 227V229L188 228V229H189L188 231H187V229H186V227H185V229H186V231H187V233H186L187 236H186V237L184 236L185 233H184V235H183V236L185 237V239L180 237L182 240L180 239V240L177 241V242H173V240L175 241V238H177V237L180 236V235L182 236V234H183V232H184V229L181 228V229H180V232H182V231H183V232H182L181 234L179 233L180 235L177 234V235H178L177 237L174 236V237H175L174 239H172V238H173V237H172V238H171L172 240H168L169 242L172 241V242H170V244L166 242V246L169 244V246L167 247V252H169V253L171 252V253H172V252H174V250H175V251L177 250V253H178V250H180V251H179V252H180V255L178 254V257L175 259L176 262L173 263V264H229V263L236 264L237 262L234 263V260H233V259H235V258L237 259V255H239V256L242 258L241 253H243V252H241V250H242L244 247H245V249H244L245 251H246L247 249L249 250V246H248V245H250V247H251V246L253 247L254 244L251 245L250 240L253 241L252 237H253V234H255V232H257V231H256V228H257L258 226L260 227V226H261L260 224H262V223L264 222V180H263V178H262V181H261V179H260L259 182H257L258 184L255 183V184H250V185H248V186L243 185V186H245V187H242V185H241L242 190H241V191H240V190H239V191H236L237 193H236L235 196H233V197H234L233 199H230V198H229V197H230V196H229L230 193H228V191H230V190L233 191V189H234V188L231 189V187H229V185H230L231 182H232L231 184H233V186L236 187V186L239 184V182L241 181V179H243L242 177H244L245 173L247 174L248 170H249L248 174L250 173L251 170H253V171L256 170V168H255V165H257L256 163L259 162L260 160H262V159L264 158V132L261 133V135L255 137V138H254ZM21 138H22V137H21ZM52 138H53V137H52ZM63 138H64V137H63ZM84 138H85V137H84ZM95 138H96V137H95ZM95 138H94V139H95ZM159 138H160V137L158 136V139H159ZM204 138H205V136H204ZM17 139H18V137H17ZM57 139H58V138H57ZM61 139H62V138H61ZM65 139H66V138H65ZM87 139H88V138H87ZM94 139H93V140H94ZM160 139H161V138H160ZM192 139H193V138H192ZM195 139H196V138H194V140H195ZM24 140H25V139H24ZM33 140H34V138H33ZM33 140L31 139L32 142H33ZM36 140H38V139H36ZM41 140H42V139H41ZM48 140H49V139H48ZM51 140H52V139H51ZM67 140H68V139H67ZM106 140H108V137L106 138ZM106 140H105V141H106ZM109 140H110V136H109ZM109 140H108V142H109ZM164 140H165V139H164ZM178 140H179V139H178ZM194 140H193V141H194ZM227 140H228V139H227ZM233 140H234V139H233ZM12 141H13V140H12ZM19 141H21V140H19ZM22 141H23V140H22ZM52 141H54V139H53ZM57 141H58V140H57ZM65 141H66V140H65ZM88 141H89V140H88ZM98 141H99V140H98ZM120 141H121V140H120ZM124 141H125V140H124ZM157 141H158V140H157ZM161 141H162V140H161ZM183 141H185V140L183 139ZM195 141H196V140H195ZM204 141H205V140H204ZM213 141H214V140H213ZM48 142H49V141H48ZM58 142H59V141H58ZM86 142H87V141H86ZM86 142H85V143H86ZM89 142H93V141H89ZM94 142H95V141H94ZM106 142H107V141H106ZM111 142H112V141H111ZM118 142H119V141H118ZM122 142H123V141H122ZM137 142H138V141H137ZM141 142H142V141H141ZM211 142H212V140H211ZM235 142H236V141H235ZM0 143H1V142H0ZM21 143H22V142H21ZM21 143H20L19 145H21ZM40 143H41V142H40ZM40 143H39V144H40ZM52 143H53V142H52ZM52 143L49 142V144H52ZM62 143H63V142H61V144H62ZM95 143H96V145H97V141H96ZM95 143H94V145H95ZM129 143H130V142H129ZM160 143H161V142H160ZM179 143H180V141H179ZM181 143H182V144L184 143V142H182V139H181ZM185 143H186V141H185ZM185 143H184L182 146H184ZM187 143H188V142H187ZM222 143H223V142H222ZM6 144H7V143H6ZM14 144H16V143L14 142ZM14 144H13V145H14ZM32 144H33V143H32ZM53 144H55V143H53ZM56 144H57V143H56ZM234 144H235V143H234ZM22 145H24V144H22ZM25 145H26V144H25ZM44 145L47 146L48 144H47V143L44 144V142H43V146H44ZM57 145H59V144H57ZM57 145H56V146L54 145L55 147H54V146H52V147L56 148V147H58ZM86 145H87V143H86ZM90 145H91V144H90ZM130 145H131V144H130ZM148 145H149V144H148ZM178 145H179V144H178ZM178 145H177V146H178ZM236 145H237V144H236ZM240 145H241V144H240ZM11 146H12V145H11ZM14 146H15V145H14ZM14 146H13V148H14ZM29 146H30V145H29ZM64 146H65V149H66V144H65ZM78 146H79V145H78ZM92 146H93V145H92ZM100 146H101V145H100ZM109 146H110V145H109ZM135 146H136V145H135ZM179 146H180V145H179ZM179 146H178V147H179ZM233 146H234V145H233ZM238 146H239V144H238ZM243 146H244V145H243ZM243 146H242V147H243ZM9 147H10V146H9ZM17 147H20V146H17ZM17 147H16V150H17ZM23 147H24V146H23ZM31 147H32V146H31ZM39 147H40V146H39ZM39 147H38V148H39ZM49 147H50V146H49ZM59 147H61V149L63 148L62 146H59ZM85 147H88L87 149L90 150V147H91V146H85ZM95 147H96V146H95ZM188 147H189V146H188ZM205 147H206V146H205ZM231 147H232V146H231ZM3 148H4V147H3ZM3 148H2V151H3ZM5 148H6V147H5ZM33 148H34V147H33ZM36 148H37V146H36ZM40 148H41V149H40ZM40 148L37 149V150H40V151H41V150L43 149L42 147H40ZM44 148H46V147H44ZM93 148H94V146L92 147V149H93ZM97 148H98V147H97ZM102 148H103V147H102ZM109 148H110V147H109ZM114 148H115V147H114ZM137 148H138V146H137ZM143 148H144V147H143ZM173 148H174V147H173ZM175 148H176V147H175ZM211 148H212V147H211ZM213 148H214V147H213ZM225 148H226V147H225ZM0 149H1V147H0ZM20 149H22V147H21ZM27 149L29 150V148H27ZM50 149H51V147H50ZM65 149L63 148L62 150H65ZM72 149H73V148H72ZM74 149H76V148H74ZM85 149H86V148H85ZM94 149H95V151H96V148H94ZM94 149H93V152H94ZM119 149H120V148H119ZM125 149H126V148H125ZM125 149H124V150H125ZM159 149H160V147H159ZM182 149H183V148H182ZM182 149H181V150H182ZM25 150H26V149H25ZM28 150H27L26 152H30V150H29V151H28ZM51 150H53V149H51ZM62 150H61V151H62ZM76 150H77V149H76ZM101 150H103V149H101ZM101 150H100V152H101ZM115 150H116V149H115ZM126 150H127V149H126ZM172 150H173V149H172ZM179 150H180V148H179ZM188 150H189V149H188ZM208 150H209V149H208ZM232 150H233V149H232ZM241 150H242V149H241ZM0 151H1V150H0ZM5 151H7V150H5ZM11 151H12V150H11ZM18 151H19V150H18ZM22 151H24V150H22ZM22 151H21V152H22ZM54 151H56V150L54 149ZM78 151H79V150H78ZM103 151H104V150H103ZM103 151H102V152H103ZM227 151H228V150H227ZM243 151H244V150H243ZM7 152H8V151H7ZM16 152H17V151H16ZM19 152H20V151H19ZM38 152H39V151H38ZM52 152H53V151H51V153H52ZM59 152H60V149H59ZM62 152L66 153V151H62ZM62 152H61V154H63ZM85 152H86V151H85ZM90 152H91V150H90ZM90 152H89V153H90ZM93 152H92V154H93ZM117 152H118V151H117ZM149 152H150V151H149ZM174 152H175V151H174ZM202 152H203V151H202ZM230 152H231V151H230ZM230 152H229V153H230ZM241 152H242V151H241ZM12 153H14V152L12 151ZM24 153H25V151H24ZM24 153H23V154H24ZM40 153H43V152H40ZM45 153H46V152H45ZM54 153H56V152H54ZM97 153H99V152L97 151ZM97 153H95V154H97ZM106 153H107V152H106ZM115 153H116V152H115ZM124 153H125V152H124ZM177 153H178V152H177ZM233 153H234V152H233ZM239 153H240V152H239ZM1 154H2V152H1ZM1 154H0V155H1ZM15 154H16V153H15ZM23 154H21V156H22ZM26 154H27V153H26ZM29 154H30V153H29ZM35 154H36L35 157L33 156V157H34V160H36V156H38L39 153L37 154V151H36ZM56 154H57V153H56ZM86 154H88V153H86ZM90 154H91V153H90ZM107 154H108V153H107ZM221 154H222V153H221ZM30 155H31V154H30ZM40 155H41V154H40ZM43 155H44V154H43ZM48 155H49V154H48ZM48 155H47V156H48ZM50 155H51V154H50ZM50 155H49V156H50ZM57 155H58V154H57ZM75 155H76V153H75ZM77 155H78V154H77ZM217 155H218V154H217ZM232 155H233V154H232ZM3 156H4V155H3ZM8 156H9V155H8ZM13 156H14V155H13ZM17 156H18V154H17ZM19 156H20V155H19ZM27 156H28V155H27ZM45 156H46V155H45ZM45 156H44V157H45ZM55 156H56V155H55ZM64 156H65V155H64ZM64 156L61 155V157H64ZM66 156H67V154H66ZM97 156H98V155H97ZM100 156H101V155H100ZM103 156H104V155H103ZM112 156H113V155H112ZM115 156H116V155H115ZM133 156H134V155H133ZM167 156H168V155H167ZM233 156H234V155H233ZM10 157H11V156H10ZM30 157H31V156H30ZM41 157H42V156H41ZM50 157H52V155H51ZM53 157H54V156H53ZM91 157H94V158L96 159V157L93 156V155H91ZM98 157H99V156H98ZM107 157H108V156H107ZM135 157H137V156H135ZM165 157H166V156H165ZM204 157H205V156H204ZM214 157H215V156H214ZM223 157H224V156H223ZM1 158H2V157H1ZM5 158H6V157H5ZM11 158H13V157H11ZM15 158H16V156H14L13 159H15ZM28 158H29V157H28ZM28 158H27V160H28ZM31 158H32V157H31ZM37 158H39V156H38ZM45 158H46V157H45ZM47 158H48V157H47ZM58 158H59V157H58ZM64 158H65V157H64ZM72 158H73V157H71V159H72ZM77 158H78V157H77ZM87 158H89V157L87 156ZM94 158H93V161H94ZM99 158H100V157H99ZM198 158H199V157H198ZM22 159H24V158H22ZM61 159H63V158H61ZM61 159H60V161H62ZM83 159H84V158H83ZM90 159H91V158H90ZM90 159H89V160H90ZM194 159H195V158H194ZM230 159H231V158H230ZM7 160H9V159H7ZM11 160H12V159H11ZM11 160H10V161H11ZM16 160H17V159H16ZM25 160H26V158H25ZM29 160H30V159H29ZM29 160H28V161H29ZM46 160H47V159H46ZM51 160L53 161V159H51ZM55 160H57V159L55 158ZM73 160H74V159H73ZM91 160H92V159H91ZM91 160H90V162H91ZM96 160H97V159H96ZM96 160H95V161H96ZM173 160H174V159H173ZM173 160H172V161H173ZM212 160H213V158H212ZM221 160H222V159H221ZM1 161H3V160H1ZM10 161H9V162H10ZM18 161H19V160H18ZM20 161H21V160H20ZM28 161H27V162H28ZM37 161H38V159H37ZM47 161H48V160H47ZM52 161H49V163H48V162H46V163L49 164V165H51ZM64 161H65V160H64ZM66 161H67V160H66ZM78 161H79V160H78ZM83 161H85V160H83ZM101 161L103 162V159H102ZM115 161H116V160H115ZM117 161H118V160H117ZM120 161H121V160H120ZM140 161H141V160H140ZM172 161H171V162H172ZM197 161H198V159H196V162H197ZM230 161H231V160H230ZM232 161H233V160H232ZM3 162H4V161H3ZM25 162H26V161H25ZM39 162L41 163L40 160H39ZM39 162H38V163H39ZM79 162H80V161H79ZM86 162H87V161H86ZM150 162H151V161H150ZM198 162H199V161H198ZM213 162H214V161H213ZM215 162H216V161H215ZM224 162H225V161H224ZM234 162H235V160H234ZM262 162H263V160H262L260 163H262ZM4 163H5V162H4ZM14 163H15V161H14ZM19 163H20V162H19ZM19 163H15V164H16V165H17V164L19 165ZM21 163H23V161H22ZM54 163H55V162H54ZM58 163H59V162H58ZM72 163H73V162H72ZM84 163H85V162H84ZM87 163H88V162H87ZM93 163L96 164V163H98V161L93 162ZM93 163H92V164H93ZM119 163H120V162H119ZM144 163H145V162H144ZM146 163H147V162H146ZM146 163H145V164H146ZM172 163H173V162H172ZM202 163H203V162H202ZM222 163H223V162H222ZM227 163H230V162H227ZM260 163H259V164H260ZM263 163H264V162H263ZM263 163H262V164H263ZM11 164H12V163H11ZM11 164H10V165H11ZM24 164H25V163H24ZM26 164H27V163H26ZM34 164H35V163H34ZM79 164H80V163L77 164V165H78L77 170H78V168L80 167ZM92 164H90V165H92ZM95 164H94V166H97V165H95ZM100 164H101V163H100ZM137 164H138V163H137ZM139 164H140V163H139ZM174 164H175V162H174ZM196 164H199V163H196ZM196 164H195V165H196ZM232 164H233V163H232ZM259 164H258V166H259ZM4 165H5V164H4ZM13 165H14V164H13ZM27 165H28V164H27ZM27 165H26V166H27ZM37 165H38V164H37ZM39 165H40V164H39ZM61 165H63V163H62ZM81 165H82V164H81ZM102 165H103V164H102ZM153 165H154V164H153ZM153 165H152L151 167H155V166H153ZM155 165H156V164H155ZM171 165H173V164H171ZM190 165H191V164H190ZM1 166H2V165H1ZM26 166H25V167H26ZM29 166H30V165H29ZM34 166H35V165H34ZM34 166H33V167H34ZM55 166H56V165H55ZM64 166H65V164H64ZM84 166L86 167V163H85ZM99 166H100V165H99ZM105 166H106V165H105ZM135 166H138V165H135ZM140 166H142V163H141ZM140 166H139V167H140ZM143 166H144V165H143ZM147 166H148V165H147ZM160 166H161V165H160ZM166 166H167V165H166ZM258 166H257V167H258ZM6 167L9 168L10 166L8 167V166L6 165ZM25 167H23V168H25ZM31 167H32V166H31ZM42 167H43V166H42ZM42 167H41V168H42ZM51 167H52V166H51ZM85 167H84V169H86ZM87 167L90 168L89 166H87ZM129 167H130V165H129ZM169 167H171V166L169 165ZM169 167H168V168H169ZM189 167H190V166H189ZM191 167H192V169H193V166H191ZM219 167H220V166H219ZM259 167H262V165H260ZM263 167H264V164H263ZM0 168H2V167H0ZM7 168H6V169H7ZM12 168H14V167H12ZM48 168H49V166H48ZM88 168H87V169H88ZM97 168H98V167H97ZM130 168H131V167H130ZM130 168H129V169H130ZM149 168H150V166H148V169H149ZM194 168H195V167H194ZM215 168H216V167H215ZM223 168H224V165H223ZM223 168H222V169H223ZM6 169H4V170H6ZM14 169H15V168H14ZM32 169H33V168H32ZM34 169H35V168H34ZM75 169H76V168H75ZM84 169H83V171H84ZM95 169H96V168H95ZM99 169H100V167H99ZM169 169H170V168H169ZM184 169H185V168H184ZM217 169H221V168H217ZM229 169H230V168H229ZM257 169H258V168H257ZM260 169H261V168H260ZM260 169H259V170H260ZM1 170H2V169H1ZM18 170H19V169H18ZM77 170H76V171H77ZM80 170H81V169H80ZM80 170H79V171H80ZM90 170H91V169H90ZM92 170H94V169L92 168ZM139 170H140V169H139ZM143 170H145V169H143ZM186 170H187V169H186ZM259 170H258V171H259ZM9 171H10V169H9ZM12 171H13V169H12ZM12 171H10V172H12ZM16 171H17V170H16ZM16 171H15V172H16ZM36 171H37V170H36ZM49 171H50V169H49ZM49 171L47 170V172H49ZM51 171H53V170H51ZM63 171H64V170H63ZM76 171H74L73 174H75V173L78 172V171H77V172H76ZM81 171H82V170H81ZM86 171H87V170H86ZM137 171H138V169H137ZM137 171H135V174H136V175H139V174H138L139 172L136 173ZM141 171H142V169H141ZM141 171H140V172H141ZM145 171H146V170H145ZM145 171H144V172H145ZM147 171H148V170H147ZM164 171H166V173H167V169H165ZM190 171H191V170H190ZM195 171H196V170H195ZM213 171H214V169H213ZM216 171H217V170H216ZM224 171H225V170H224ZM2 172H4V171H2ZM10 172H9V173H10ZM28 172H29V171H28ZM89 172H90V171H89ZM92 172H93V171H91V174H92ZM115 172H116V171H115ZM129 172H130V171H129ZM132 172H134V171H132ZM178 172H179V171H178ZM218 172H219V171H218ZM256 172H257V170H256ZM12 173H13V172H12ZM16 173L18 174L19 171L16 172ZM16 173H15V174H16ZM35 173H36V172H35ZM35 173H34V174H35ZM49 173H51V172H49ZM49 173H46V174H49ZM54 173H56V172H54ZM81 173H82V172H81ZM87 173H88V172H87ZM102 173H103V172H102ZM125 173H126V172H125ZM141 173H142V172H141ZM141 173H140V174H141ZM145 173H146V172H145ZM149 173H150V171H149ZM157 173H158V172H157ZM181 173H182V171H181ZM183 173H184V172H183ZM185 173H186V172H185ZM190 173H191V172H190ZM212 173H213V172H212ZM214 173H215V171H214ZM251 173H252V172H251ZM3 174H6V171H5V173H3ZM19 174H20V173H19ZM34 174H33V175H34ZM56 174H57V173H56ZM56 174H55V175H56ZM73 174H72V177H73ZM79 174H80V172H79ZM91 174H90V176H89V174H87V175H88L89 177H91V176L94 175L95 173H93L92 175H91ZM104 174H105V173H104ZM127 174H128V172H127ZM132 174H133V173H131L130 175H132ZM142 174L144 175V173H142ZM142 174H141L139 177L143 179V177H141ZM155 174H156V173H155ZM188 174H189V173H188ZM191 174H192V173H191ZM248 174H247V175H248ZM254 174H255V173H254ZM0 175H1V173H0ZM20 175H21V174H20ZM24 175H27V174H23V176H24ZM41 175L43 176V175H45V174H40V176H41ZM55 175H54V177H55ZM57 175H58V174H57ZM76 175H78V173H77ZM76 175H74V176L76 177ZM87 175H86V176H87ZM97 175H98V173H97ZM136 175H135V177H136ZM147 175H148V174H147ZM162 175H163V174H162ZM211 175H212V174H211ZM257 175H258V174H257ZM16 176H17V175H16ZM40 176H39V177H40ZM49 176H50V175H49ZM49 176H48V177H49ZM59 176H60V175H59ZM59 176H57V177H59ZM64 176H66V175H64ZM86 176H85V177H86ZM100 176H101V174H100ZM100 176H99V177H100ZM110 176H111V175H110ZM118 176H119V175H118ZM133 176H134V174H133ZM133 176H132V177H133ZM150 176H151V173H150V175H148V177H150ZM154 176H155V175H154ZM154 176H153V178H154ZM164 176H165V175H164ZM166 176H167V175H166ZM181 176H182V175H181ZM181 176H180V177H181ZM190 176H191V178L189 177L190 179H192V177H195V176H193V175H190ZM204 176H205V175H204ZM206 176H207V175H206ZM208 176H209V175H208ZM212 176H213V175H212ZM226 176H227V175H226ZM258 176H259V175H258ZM2 177H3V175H2ZM32 177H33V176H32ZM46 177H47V176H45V180H44V181L47 183V181H46ZM52 177H53V176H52ZM82 177H83V176H82ZM92 177H93V176H92ZM101 177H102V176H101ZM103 177H105V176H103ZM121 177H122V176H121ZM124 177H125V176H124ZM129 177H130V176H129ZM129 177H126V178L128 179ZM144 177H145V176H144ZM159 177H160V175H159ZM184 177L186 178L185 175H184ZM210 177H211V176H210ZM210 177H209V179H210ZM262 177H263V176H262ZM10 178H11V177H10ZM12 178H13V175H12ZM12 178H11V179H12ZM16 178L19 179L18 176H17ZM36 178H37V177H36ZM50 178H51V176H50ZM59 178H60V177H59ZM68 178H71V176L68 177ZM106 178H108V177L106 176ZM114 178H115V177H114ZM114 178H112V179L114 180ZM119 178H120V177H119ZM122 178H123V177H122ZM122 178H120V179H122ZM133 178H134V177H133ZM133 178H132V180H133ZM150 178H151V177H150ZM150 178H149V180H151V182H152V179H150ZM160 178H161V177H160ZM160 178H159V179H160ZM166 178H168V177H166ZM171 178H172V177H171ZM178 178H179V177H177V178H175V179L177 180ZM181 178L183 179V177H181ZM195 178H196V177H195ZM199 178H200V176L198 177V179H199ZM201 178H202V177H201ZM244 178H245V177H244ZM260 178H261V177H260ZM7 179H8V178H7ZM11 179H10L8 182H10ZM22 179H23V178H22ZM22 179H21V181H22ZM29 179H30V178H29ZM51 179H52V178H51ZM53 179H54L53 183H55V181H57V180H55V178H53ZM60 179L62 180L63 178L61 177ZM60 179H59V180H60ZM76 179H77V178H76ZM78 179H79V177H78ZM91 179H92V178H91ZM94 179H96V178H94ZM97 179H98V178H97ZM124 179H125V178H124ZM130 179H131V177H130ZM137 179H138V177H137ZM159 179L157 178V180H158V183H157V184L160 183V182H159ZM169 179H170V178H169ZM172 179H174V178H172ZM175 179H174V182H176ZM182 179H179V182H181L180 180H182ZM205 179H206V178H205ZM5 180H6V178H5ZM15 180H16V179H15ZM24 180H25V179H24ZM24 180H23V181H24ZM27 180H28V179H27ZM33 180H34V179H33ZM39 180H40V178H39ZM64 180L66 181V178H65ZM70 180H72V179H68V182H70ZM73 180H74V177H73ZM86 180H87V179H86ZM100 180L104 181V179H101V178H100ZM110 180H111V178H110ZM110 180H109V181H110ZM115 180H116V179H115ZM147 180H148V179H147ZM149 180H148V181H149ZM154 180H155V179H154ZM186 180H187V179H186ZM195 180H196V179H195ZM202 180H203V179H202ZM221 180H223V181H221ZM3 181H4V180H3ZM18 181H20V180H18ZM34 181L36 182V180H34ZM34 181H32V182L34 183ZM37 181H38V180H37ZM41 181H43V180H41ZM65 181H64V182H65ZM74 181H75V184H74V185H76V184L78 183V181H77V182H76V180H74ZM74 181H73V183H74ZM82 181H85V179H84V180L82 179ZM88 181H89V180H88ZM90 181H91V180H90ZM105 181H106V180H105ZM117 181H118V180H117ZM119 181H120V180H119ZM125 181H126V179H125ZM125 181H124V182H125ZM128 181H130V180H128ZM162 181H164V180L161 179V182H162ZM171 181H173V180H171ZM182 181H183V180H182ZM193 181H194V180H193ZM197 181H198V180H196V185L198 184ZM210 181H211V180H210ZM213 181H214V180H213ZM12 182H14V180H13ZM28 182H29V181H28ZM32 182H31V184H32ZM50 182H51V181H50ZM62 182H63V180H62ZM68 182H67V183H68ZM71 182H72V181H71ZM80 182H81V180L79 181V183H80ZM110 182H111V181H110ZM120 182H122V181H120ZM134 182H135V181H133L132 183H134ZM149 182H150V181H149ZM179 182H178V183H179ZM186 182H187V181H186ZM189 182H190V181H189ZM201 182H202V181H201ZM201 182L199 181V184H200ZM204 182L207 183V181H205V180H204ZM0 183H2V182H0ZM3 183H4V182H3ZM6 183H7V182H6ZM26 183H27V182H26ZM29 183H30V182H29ZM36 183H37V182H36ZM46 183H45V185H46ZM51 183H52V182H51ZM53 183H52V184H53ZM58 183H60V181H59ZM73 183H72V184H73ZM79 183H78V184H79ZM82 183L84 184L85 182H82ZM89 183H91V182H89ZM92 183H94V181H93ZM107 183H108V181H107ZM113 183H115V182H111V184H113ZM128 183H130V182H128ZM132 183H131V184H132ZM172 183H173V182H172ZM172 183H171V185H172ZM178 183H177V185H178ZM191 183H192V181H191ZM191 183H190V185H191ZM193 183H195V181H194ZM208 183H209V182H208ZM18 184H19V182H18ZM21 184H22V183H21ZM27 184H28V183H27ZM38 184L41 185L42 183H38ZM47 184H48V183H47ZM55 184H56V183H55ZM86 184H87V182H86ZM97 184H98V183H97ZM105 184H106V183H105ZM109 184H110V183H109ZM121 184L123 185V183H121ZM131 184H129V187L134 186V184H133V185H131ZM154 184H156L155 181H154ZM154 184H153V185H154ZM164 184H165V181H164ZM187 184H188V183H187ZM187 184H186L185 186H187ZM204 184H205V183H204ZM204 184H200V185H204ZM256 184H257V185H256ZM6 185H7V184H6ZM6 185H5V186H6ZM10 185H11V184H10ZM13 185H14V184H13ZM29 185H30V184H29ZM45 185L42 184V186H45ZM60 185H61V184H60ZM68 185H71V184L68 183ZM74 185H73V187H74ZM79 185H80V188H81V187H82V186H81V183H80ZM84 185H85V184H84ZM116 185H117V183H116ZM126 185H127V184H126ZM130 185H131V186H130ZM182 185H183V183H182ZM188 185H189V184H188ZM192 185H193V184H192ZM196 185H193V187H197V188H201V187H202V186H201V187H198V185H197V186H196ZM227 185H228V186H227ZM0 186H1V185H0ZM34 186H35V184H34ZM46 186H47V185H46ZM76 186H77V185H76ZM76 186H75V189L73 188L74 190H76V189L79 187V186H77V188H76ZM87 186H89V185H87ZM101 186H102V184H101ZM110 186H112V185H110ZM137 186H138V185H137ZM161 186H162V185H161ZM179 186H180V184H179ZM205 186H206V184H205ZM230 186H231V185H230ZM233 186H232V187H233ZM32 187H33V185H32ZM36 187H37V186H36ZM36 187H35V188H36ZM57 187H58V186H57ZM62 187H63V186H62ZM69 187H70V186H69ZM89 187H90V186H89ZM104 187H105V185H104ZM116 187H117V186H116ZM125 187H127V186H125ZM162 187H163V186H162ZM162 187H161V188H162ZM181 187H182V186H181ZM187 187H188V186H187ZM189 187H190V186H189ZM191 187H192V186H191ZM208 187H209V186H207V188H208ZM224 187L229 188V189L226 188V189H227L226 192H227L228 194L225 192V188H224ZM4 188H5V187H4ZM20 188H22V187H20ZM20 188H19V189H20ZM30 188H31V187H30ZM35 188H34V189H35ZM38 188H39V187H38ZM51 188H52V187H51ZM63 188H64V187H63ZM66 188H67V184H66ZM70 188H71V187H70ZM86 188H88V187H86ZM101 188H102V187H101ZM119 188H120V187H119ZM123 188H124V187H123ZM127 188H128V187H127ZM136 188L138 189L139 187H136ZM146 188H147V187H146ZM159 188H160V187H159ZM159 188H157V189L160 190ZM166 188H168V186H166ZM177 188H178V186H177ZM13 189H14V187H13ZM34 189H33V191H34ZM84 189H85V188H84ZM105 189H106V188H105ZM110 189H111V188H110ZM134 189H135V188H134ZM134 189H133V190H134ZM137 189H135V190H137ZM147 189H149V188H147ZM150 189H151V188H150ZM150 189H149V190H150ZM184 189H185V188H184ZM191 189H193V188H191ZM195 189H196V188H195ZM203 189H205V188L203 187ZM203 189H202V190H203ZM22 190L24 191L25 189L23 188ZM63 190H64V189H63ZM65 190H66V189H65ZM65 190H64V191H65ZM78 190H79V188H78ZM78 190H76V192H78ZM91 190H92V189H91ZM97 190H98V189H97ZM103 190H104V189H103ZM103 190L101 189L102 192L105 191V190H104V191H103ZM111 190H114V189H111ZM122 190H125V189H122ZM127 190H132V189H127ZM135 190H134V192H135ZM149 190H148V192L144 190V191H145V194L149 193ZM162 190L164 191L163 188H162ZM169 190H170V192H171V189H169ZM177 190H180V189L178 188ZM177 190H176V192H177ZM202 190H200V191H202ZM207 190H208V189H207ZM207 190H206V191H207ZM9 191H11V190H9ZM13 191H14V190H13ZM53 191H54V190L52 189V192H53ZM60 191H62L61 188H60ZM82 191H83V190H82ZM106 191H107V190H106ZM120 191H121V190H120ZM138 191H139V189H138ZM138 191H136V192H138ZM141 191H142V190H141ZM180 191H181V190H180ZM180 191H179V192H180ZM188 191H189V190H188ZM194 191H195V190H194ZM198 191H199V190H198ZM200 191H199V192H200ZM232 191H231V193L234 192V191H233V192H232ZM40 192H41V191H40ZM49 192H50V191H49ZM58 192H59V189H58ZM62 192H63V191H62ZM68 192H71V193H72L73 190L70 191V189H69ZM79 192H80V190H79ZM89 192H90V191H89ZM92 192H93V191H92ZM94 192H95V191H94ZM136 192H135L134 197H137V200H140V199H141V198H140V194H141V192L138 193V194H139V199H138V196H136V194H137ZM142 192H143V191H142ZM146 192H147V193H146ZM164 192H165V191H164ZM170 192H169V193H170ZM173 192H175V191L173 190ZM173 192H172V193H173ZM182 192H183V190H182ZM196 192H197V190H196ZM202 192H203V191H202ZM202 192H201V193H202ZM224 192H225L226 195H227L226 197L229 196V197L227 198V199H229L227 202H226L227 199H225V201L223 200L224 202H221V200H222L221 198L224 197V195H223ZM5 193H6V190H5ZM15 193H16V192H15ZM22 193H24V192H22ZM38 193H39V189H38ZM53 193H54V192H53ZM56 193H57V192H56ZM60 193H61V192H60ZM86 193H87V192H86ZM119 193H122V192H119ZM123 193H124V192H123ZM143 193H144V192H143ZM166 193H167V191L165 192V194H166ZM169 193H167L166 195H164L165 198L168 196ZM172 193L170 194L171 196H172ZM180 193H181V192H180ZM180 193H178V194H180ZM186 193H187V192H186ZM186 193H185V194H186ZM191 193H192V192H191ZM7 194H8V192H7ZM9 194H10V192H9ZM12 194H13V193L11 192V195H12ZM18 194H19V193H18ZM44 194H45V193H44ZM57 194H58V193H57ZM61 194H62V193H61ZM63 194H65V193L63 192ZM89 194H92V193H89ZM95 194H96V193H95ZM97 194H98V193H97ZM103 194L105 195L106 192L103 193ZM138 194H137V195H138ZM151 194H153V193H150V198H151ZM178 194L176 193V195H178ZM181 194H182V193H181ZM196 194H197V193H196ZM19 195H20V194H19ZM22 195H23V194H22ZM50 195H52V193H51ZM54 195H55V194H54ZM59 195H60V194H59ZM80 195H81V194H80ZM98 195H101V194L99 193ZM98 195H97V196H98ZM110 195H111V194H110ZM117 195H118V194H117ZM123 195H124V194H123ZM125 195H126V194H125ZM125 195H124V197H127V196H125ZM128 195H129V192H128ZM132 195H133V194H132ZM153 195H154V194H153ZM161 195H162V194H161ZM170 195H169V196H170ZM174 195H175V194H174ZM174 195H173V196H174ZM190 195H191V194H190ZM201 195H202V194H201ZM206 195H207V192H206ZM206 195L204 194V196H206ZM231 195H232V194H231ZM5 196H6V195H5ZM17 196H18V195H17ZM34 196H35V195H34ZM45 196H46V195H45ZM52 196H53V195H52ZM78 196H79V195H78ZM85 196H86V195H85ZM97 196H96V198H97ZM142 196H145V195H141V197H142ZM164 196H163V197H164ZM183 196H184V195H183ZM183 196H182V197H183ZM185 196H186V195H185ZM185 196H184V197H185ZM192 196H193V195H192ZM212 196H213V197H212ZM8 197H9V196H8ZM8 197L6 196V199H7ZM10 197H12V196H10ZM13 197H14V195H13ZM13 197H12V198H13ZM15 197H16V196H15ZM35 197H38V196H35ZM41 197H43V196L41 195ZM47 197H48V195H47ZM55 197H56V196H55ZM57 197H58V196H57ZM57 197H56V198H57ZM80 197H81V196H80ZM80 197H79V198H80ZM86 197H87V196H86ZM99 197H100V196H99ZM104 197H106V196H104ZM108 197H110V196H108ZM108 197H106V198H108ZM145 197H146V196H145ZM155 197H156V196H155ZM159 197H160V196H159ZM182 197H181V198H182ZM196 197H197V196H196ZM1 198H2V197H1ZM4 198H5V197H4ZM16 198H17V197H16ZM19 198H22V197L19 196ZM33 198H34V197H33ZM45 198H46V197H45ZM45 198L43 197V199H45ZM52 198H53V197H52ZM74 198H75V197H74ZM74 198H73V199H74ZM84 198H85V197H84ZM90 198H92L91 195H90ZM106 198H104V199H106ZM111 198H112V197H111ZM127 198H128V197H127ZM129 198H132V196L129 197ZM152 198H154V196H153ZM173 198H174V197H173ZM175 198H177V200H178V197H175ZM179 198H180V195H179ZM189 198L191 199V197H189ZM224 198H225V197H224ZM8 199H9V198H8ZM23 199H25V198H23ZM28 199H29V198H28ZM43 199H41V200H43ZM46 199H47V198H46ZM50 199H51V198H50ZM53 199H54V198H53ZM66 199H67V198H66ZM69 199H72V198L69 197ZM69 199H68V200H69ZM80 199H82V198H80ZM88 199H89V198H88ZM108 199H110V198H108ZM121 199H122V198H121ZM134 199H135V198H134ZM1 200H2V199H1ZM9 200H12V199H9ZM15 200H16V199H15ZM20 200H21V199H20ZM20 200H19V201H20ZM34 200H36V202H37V198H35ZM57 200H59V199L57 198L56 201H57ZM63 200H65V199H63ZM84 200H85V199H84ZM84 200H82V201H83L82 203H84L85 201H87V204H88V200H85V201H84ZM99 200H100V198H99ZM129 200H133V199H129ZM151 200H152V199H151ZM154 200H155V198H154ZM158 200H159V199H158ZM158 200H157V201H158ZM161 200H162V198H161ZM161 200H159L160 203H161ZM173 200H174V199H173ZM177 200H176V201H177ZM179 200H180V199H179ZM206 200H207V199H206ZM13 201H14V200H13ZM16 201H17V200H16ZM19 201H18V203H19ZM21 201H22V200H21ZM30 201H31V200H30ZM32 201H33V200H32ZM38 201H39V199H38ZM61 201H62V200H59L58 202L62 204L63 202H61ZM66 201H67V200H66ZM66 201L64 202L65 204H66ZM71 201H72V200H71ZM73 201L75 202V200H73ZM78 201H79V199H78ZM78 201H77V202H78ZM107 201H108V200H107ZM110 201H111V200H110ZM121 201H122V200H121ZM125 201H126V198H125ZM133 201H134V200H133ZM140 201L142 202V199H141ZM149 201H150V200H149ZM157 201H156V203H157ZM181 201H182V200H181ZM189 201H190V200H189ZM7 202H8V200H7ZM9 202H10V201H9ZM26 202H27V203L29 202V201H27V198H26V200H25L24 203H26ZM36 202H34V203L36 204ZM43 202H44V201H43ZM77 202H75V203L77 204ZM79 202H80V201H79ZM79 202H78V203H79ZM91 202L94 203L95 201L93 202V200H92ZM108 202H109V201H108ZM122 202H123V201H122ZM127 202H128V201H126V203H127ZM131 202H132V201H131ZM131 202L129 201L128 203L130 204ZM137 202H138V201H137ZM137 202H136V199H135V202H133L132 205H130V206H132L133 208H132V209L129 208V210L134 211V208L136 207L135 204H138V203L140 204V203H141V202H138V203H137ZM146 202H148V201H146V199H145V204H144V200H143V204H144V205H146ZM186 202H188V199H187ZM5 203H6V202H5ZM13 203H15V202H13ZM27 203H26V204H27ZM44 203H46V202H44ZM44 203L42 204V203L40 202L39 205H41V206L43 207V206H44ZM50 203H51V202H50ZM55 203H56V202H55ZM55 203H54V204H55ZM71 203H72V202H71ZM116 203H117V202H116ZM120 203H121V202H120ZM120 203H119V204H120ZM152 203H155V201H154V202H153V201L150 202V206L152 205ZM180 203H181V202H180ZM222 203H224V204L222 205ZM21 204H22V203H21ZM30 204H31V203H30ZM32 204H33V202H32ZM32 204H31V205H32ZM56 204H57V203H56ZM56 204H55V206L57 207L58 204H57V205H56ZM76 204H75V205H76ZM87 204H86V205H87ZM89 204H90V201H89ZM113 204H114V203H113ZM121 204H122V203H121ZM123 204H125V203L123 202ZM123 204H122V206H123ZM139 204H138V205H139ZM174 204H175V203H174ZM177 204H178V203H177ZM191 204H192V203H191ZM36 205H37V204H36ZM47 205H49V200H48V202H47ZM52 205H53V204H52ZM59 205H60V204H59ZM59 205H58V207H59ZM66 205H68V204H66ZM70 205H71V204H70ZM70 205H68V206H70ZM80 205H81V203H80ZM101 205H102V204H101ZM127 205H128V204H126L125 207H126ZM133 205H134L135 207H134ZM144 205H143V206H144ZM156 205H157V204H156ZM156 205H155V207H156ZM181 205H183V203H181ZM181 205H180V206H181ZM195 205H196V204H195ZM5 206H6V205H5ZM7 206H8V205H7ZM13 206H14V205H13ZM18 206H19V205H18ZM28 206H29V205H28ZM28 206H27V207H28ZM34 206H35V205H34ZM55 206H54V208H56ZM60 206H61V205H60ZM62 206H63V205H62ZM62 206H61V208H62ZM68 206H66V207H68ZM78 206H79V205H78ZM81 206H82V205H81ZM83 206H84V205H83ZM90 206H93V204H92V205L90 204ZM95 206H96V205H95ZM106 206H107V205H106ZM109 206H110V205H109ZM141 206H142V203H141L140 207H141ZM143 206H142V207H143ZM147 206H148V205H147ZM163 206H164V205H163ZM174 206H175V205H174ZM180 206H179V207H180ZM183 206H185V205H183ZM186 206H187V205H186ZM210 206H209V207H210ZM3 207H4V205H3ZM8 207H10V205H9ZM42 207H41V208H42ZM44 207H45V206H44ZM47 207H49V206H47ZM84 207H85V206H84ZM112 207H113V206H112ZM127 207H129V205H128ZM151 207L153 208V206H151ZM207 207H208V206H207ZM13 208H14V207H13ZM16 208H18V207L16 206ZM20 208H21V207H20ZM29 208H31V207H29ZM52 208H53V207H52ZM52 208H50V209L52 210ZM69 208L71 209L72 207H69ZM69 208H65V206H64V209H68L69 212H70V209H69ZM75 208H76V206H75ZM77 208H78V207H77ZM91 208H92V207H91ZM136 208H138V206H137ZM143 208H146V207H143ZM152 208H151V209H152ZM194 208H195V207H194ZM213 208H212V209H213ZM4 209H6V208H4ZM4 209H3V210H4ZM10 209H11V208H10ZM27 209H28V208H27ZM31 209H33V208H31ZM38 209H40V208H38ZM38 209H37V210H38ZM56 209H58V208H56ZM56 209H55V210H56ZM72 209H73V208H72ZM78 209H79V208H78ZM78 209L75 210V211L78 212V211H79ZM111 209H112V208H111ZM114 209H115V208H114ZM126 209H127V208H126ZM140 209H141V208H140ZM148 209H149V208H147V210H148ZM205 209H206V208H205ZM208 209L211 210V208H208ZM3 210H2V211H3ZM15 210H16V209H15ZM44 210H45V211H44V213H45V212H46V209H44ZM51 210H49V212H50ZM53 210H54V209H53ZM55 210H54V213H55ZM68 210H66V212H67ZM80 210H81V209H80ZM136 210H137V209H136ZM153 210H155V209L153 208ZM153 210H152V211H153ZM156 210H158V206H157V209H156ZM7 211H8V209H7ZM19 211H21V210H19ZM35 211H36V210H35ZM41 211H42V210H41ZM58 211H59V210H57L56 212H58ZM75 211H74V212H75ZM125 211H126V210H125ZM137 211H139V210H137ZM142 211H143V209L141 210V212H142ZM145 211H146V209H145ZM160 211H161V209H160ZM162 211H163V210H162ZM10 212H12V211L9 210V213H10ZM21 212H22V211H21ZM24 212H25V211H24ZM24 212H23V213H24ZM31 212H32V210H31ZM31 212H29V213H31ZM47 212H48V210H47ZM61 212L65 213L63 210H62ZM72 212H73V211H72ZM79 212H80V211H79ZM139 212H140V211H139ZM146 212H147V211H146ZM146 212H145V214H146ZM148 212H149V211H148ZM155 212H156V211H155ZM177 212H178V211H177ZM0 213H2V212H0ZM3 213H5V212L3 211ZM3 213H2V214H3ZM6 213H7V212H6ZM12 213H13V212H12ZM15 213H17V212H15ZM15 213H14V214H15ZM26 213H27V212H26ZM32 213H33V212H32ZM34 213H35V212H34ZM36 213H37V211H36ZM39 213H41V212L39 211ZM111 213L113 214V211H112ZM111 213H110V214H111ZM125 213H126V212H125ZM151 213H152V212H151ZM158 213H159V212H158ZM166 213H167V212H166ZM175 213H176V212H175ZM20 214L22 215V213H20ZM27 214H28V213H27ZM37 214H38V213H37ZM46 214H47V213H46ZM49 214H50V213H49ZM49 214H48V215H49ZM57 214H58V213H57ZM57 214H55V215H56V216H58V215L60 216V215H61V214H58V215H57ZM70 214H72V213L70 212ZM76 214H77V213H76ZM130 214H131V213H130ZM141 214H143V213H141ZM152 214H155V213L153 212ZM152 214H151V215H152ZM7 215H8V214H7ZM9 215H10V214H9ZM11 215H12V214H11ZM11 215H10V217H11ZM17 215H19V214H16V216H17ZM23 215H24V214H23ZM23 215H22V216H23ZM29 215H30V214H29ZM33 215H34V214H33ZM33 215H30V216H33ZM63 215L65 216L66 214H63ZM63 215H61V216H63ZM72 215H73V214H72ZM108 215H109V213H108ZM114 215H115V214H114ZM136 215L138 216L137 213H136ZM148 215H150V214H148ZM151 215H150V216H151ZM155 215H156V214H155ZM159 215H160V214H159ZM174 215H175V214H174ZM180 215H181V214H180ZM0 216H1V215H0ZM4 216H6V215L4 214ZM4 216H3V217H4ZM12 216H15V215H12ZM30 216H27V218L29 217L28 219H30ZM40 216H41V215H40ZM45 216H46V215H45ZM53 216H54V215H53ZM56 216H55V218H56ZM61 216H60V217H61ZM78 216H80V214H78ZM112 216H113V215H112ZM112 216H111V217H112ZM137 216H136V217H137ZM152 216H153V215H152ZM3 217H1V218H3ZM6 217H7V216H6ZM17 217H18V216H17ZM38 217H39V216H38ZM42 217H43V214H42ZM46 217H47V216H46ZM51 217H52V216H51ZM105 217H106V216H105ZM108 217L110 218V215H109ZM153 217H154V216H153ZM155 217H156V216H155ZM157 217H158V216H157ZM8 218H9V217H8ZM12 218H13V217H12ZM19 218H20V217H19ZM22 218H23V217H22ZM49 218H50V217H49ZM71 218H72V217H71ZM116 218H117V217H116ZM132 218H133V217H132ZM150 218H152V217H150ZM159 218H160V217H159ZM180 218H181V217H180ZM10 219H11V218H10ZM16 219L18 220V218H16ZM24 219H26V218L24 217L23 220H24ZM35 219H36V217H35ZM42 219H43V218H42ZM47 219H48V218H47ZM59 219H60V218H59ZM73 219H74V218H73ZM103 219H104V218H103ZM105 219H106V218H105ZM112 219H114V217H112ZM139 219H140V218H139ZM153 219H154V218H153ZM171 219H172V218H171ZM202 219L204 220V218H202ZM5 220H6V219H5ZM19 220H20V219H19ZM21 220H22V219H21ZM39 220H41L40 217H39ZM52 220H53V219H52ZM52 220H51V221L49 220L50 225H51ZM54 220H58V218H57V219H54ZM86 220H87V219H86ZM88 220H89V219H88ZM108 220H109V219H108ZM110 220H111V219H110ZM132 220H133V219H132ZM134 220H135V218H134ZM157 220H158V218H157ZM157 220H155V221H157ZM26 221H28V220H26ZM45 221H46V220H45ZM58 221H60V220H58ZM58 221H56V222H58ZM78 221H79V220H78ZM78 221H75V220H74V222H77V224H76L77 226H78ZM129 221H131V220H129ZM129 221H128V222H129ZM135 221H139V220H135ZM140 221H142V220H140ZM155 221H154V222H155ZM199 221H198V222H199ZM8 222H10V220H9ZM24 222H25V221H24ZM30 222H31V221H30ZM39 222H40V221H39ZM43 222H44V220H43ZM56 222L54 221V223H56ZM61 222H62V221H61ZM102 222H103V221H102ZM105 222H106V221H105ZM107 222H108V221H107ZM107 222H106V224H107ZM114 222H116V221H114ZM173 222H174V220H173ZM0 223H1V222H0ZM12 223H13V221H12ZM20 223H21V222H20ZM25 223H26V222H25ZM25 223H24V224H25ZM28 223H29V222H28ZM31 223H33V221H32ZM31 223H30V224H31ZM45 223H46V222H45ZM62 223H63V222H62ZM62 223H61V224H62ZM70 223H71V222H68L69 225H70ZM100 223H101V222H100ZM100 223H99V225H100ZM109 223H112V222L109 221L108 224H109ZM123 223H124V227H125V222H123ZM132 223H133V222H132ZM136 223H137V222H136ZM138 223H139V222H138ZM138 223H137V224H138ZM203 223H204V222H203ZM4 224H5V223H4ZM15 224H16V223H15ZM36 224H37V223H36ZM36 224H35V226H36ZM52 224H53V223H52ZM57 224H58V223H57ZM64 224H65V223H64ZM64 224H63V225H64ZM68 224H67V226H68ZM74 224H75V223H74ZM102 224H103V223H102ZM106 224H105V225H106ZM116 224H118V223H116ZM129 224H130V223H129ZM141 224H142V223H141ZM143 224L146 225L144 222H143ZM143 224H142V227H143ZM184 224H185V223H184ZM201 224H202V225H201ZM2 225H3V224H2ZM10 225H11V224H9V227H10ZM16 225H17V224H16ZM32 225H33V224H32ZM40 225H42V223H41ZM40 225H39V226H40ZM44 225H45V224H44ZM72 225H73V224H71V226H72ZM90 225H91V224H90ZM118 225H119V224H118ZM118 225H117V227H118ZM139 225H140V223H139ZM178 225H179V224H178ZM188 225H189V224H188ZM263 225H264V224H262V227H264ZM4 226H5V225H4ZM4 226H3V227H4ZM6 226H7V225H6ZM6 226H5V227H6ZM13 226H14V225H13ZM51 226H52V225H51ZM51 226H50V227H51ZM53 226H54V224H53ZM56 226H57V225H56ZM58 226H60V222H59V225H58ZM71 226H70V227H71ZM95 226H96V225H95ZM97 226H98V225H97ZM100 226H101V225H100ZM100 226H99V227H100ZM120 226H122V225H120ZM126 226L131 227V226H129L128 224H127ZM137 226H138V225H137ZM147 226H148V225H147ZM147 226H146V227H147ZM155 226H157V225H155ZM168 226H169V225H168ZM180 226H181V225H180ZM185 226H186V225H185ZM0 227H1V226H0ZM3 227H2V230H3ZM33 227H34V226H33ZM46 227H47V226H46ZM46 227H45V229H46ZM50 227H49V228H50ZM70 227H69V229H70ZM74 227H76V226H74ZM74 227H73V228H74ZM110 227H111V226H110ZM124 227H123V228H124ZM150 227H151V226H150ZM160 227L162 228L163 226H160ZM166 227H167V226H165V228H166ZM176 227H177V226H176ZM262 227H260V229H261ZM37 228L39 229L40 227H36V230H37ZM43 228H44V227H42V229H43ZM65 228H66V227H65ZM78 228H79V227H78ZM95 228H96V227H95ZM97 228H98V227H97ZM158 228H159V227H158ZM163 228H164V227H163ZM169 228H170V227H169ZM172 228L175 229V227H173V226H172ZM172 228H171V229H172ZM178 228H179V227H178ZM178 228H177V229H178ZM33 229H34V228H33ZM33 229H32V230H33ZM59 229H60V228H59ZM62 229H63V228H62ZM62 229H61V230H62ZM75 229H77V228H75ZM110 229H111V228H110ZM110 229H108V231H110ZM117 229H118V228H117ZM117 229H116V230H117ZM119 229H120V227H119ZM129 229H131V228H129ZM141 229H142V228H141ZM144 229H145V228H143V230H144ZM155 229H156V228H155ZM159 229H160V228H159ZM171 229H170V230H171ZM258 229H259V228H258ZM0 230H1V229H0ZM6 230H7V229H6ZM9 230H10V229H9ZM9 230H8V231H9ZM51 230H54V231H55V228H54V229L52 228ZM56 230H57V227H56ZM72 230H73V229H72ZM114 230H115V229H114ZM143 230H141V232H142ZM151 230H152V229H151ZM160 230H161V229H160ZM160 230H159V231L157 230V231L155 232V234H153V233L151 232L154 236H153V237H152V236L149 237V239H150V238H152V239H150V241H147L146 245H144V243H143V244H142V247H141V245H140L141 248H137V249H135V247H134L133 249L130 248L131 250L129 251L128 254H125V253H124V254H123L124 256L122 255V256L124 257L123 260H122V261L120 260L121 262L119 261V263H117V262H118L117 260L119 259V258H117V259H116V261H117L116 263H117V264H164V262L166 261V260H165V258H166L165 255H166L167 253H162V252H164V250L166 251V249L163 248V251H161V250H160V247L163 246L162 244H164V243H163L164 241H167V238H168L167 235H169V234H168L169 231H167L168 233H166L165 231H166L167 229H166L165 231H163V229H162L161 231H160ZM168 230H169V229H168ZM172 230H173V229H172ZM178 230H179V229H178ZM181 230H182V231H181ZM262 230H263V229H262ZM16 231H18V229H17ZM19 231H20V230H19ZM45 231H46V230H45ZM58 231H59V230H58ZM100 231H101V230H100ZM102 231H103V230H102ZM117 231H118V230H117ZM121 231H122V230H121ZM123 231H125V230L123 229ZM137 231H138V230H137ZM152 231H153V230H152ZM174 231H175V230H174ZM174 231H173V232H174ZM259 231H261V230H259ZM3 232H4V234H5V231H4V230H3ZM21 232L24 233V230L21 231ZM33 232H34V231H33ZM36 232H37V231H36ZM55 232H56V231H55ZM62 232H64V231L62 230ZM62 232L60 231L61 234H62ZM76 232H78V231H76ZM95 232H96V231H95ZM98 232H99V231H98ZM115 232H116V231H115ZM115 232H114L113 229H112V233H115ZM139 232H140V231H139ZM175 232H176V231H175ZM178 232H179V231H178ZM1 233H2V231H1ZM1 233H0V234H1ZM11 233H12V232H11ZM17 233H18V232H17ZM17 233H16V234H17ZM43 233H44V232H43ZM64 233H65V232H64ZM69 233H70V232H69ZM89 233H90V232H89ZM99 233H100V232H99ZM116 233H117V232H116ZM116 233H115V234H116ZM127 233H128V232H127ZM130 233H131V232H130ZM142 233H143V232H142ZM260 233H261V232H260ZM263 233H264V232H263ZM9 234H10V233H9ZM9 234H8V235H9ZM12 234H13V233H12ZM25 234H26V233H25ZM25 234H23V235H25ZM30 234H31V233H30ZM48 234H49V233H48ZM58 234H59V233H58ZM71 234H72V233H71ZM104 234L106 235L107 233L105 232ZM110 234H111V232H110ZM125 234H126V233H125ZM134 234H136V232H135ZM134 234H133V235H134ZM140 234H141V233H140ZM171 234H172V233H171ZM171 234H170V235H171ZM173 234H174V233H173ZM258 234H259V232H258ZM258 234L256 233L255 235H257V237H258ZM5 235H7V234H5ZM14 235H15V234H13V236H14ZM18 235H19V233H18ZM18 235H17V236H18ZM27 235H28V234H27ZM32 235H33V234H32ZM34 235H35V234H34ZM40 235H41V234H40ZM42 235H43V234H42ZM46 235H47V234H46ZM72 235H73V234H72ZM120 235H121V234H120ZM131 235H132V234H131ZM137 235H138V234H137ZM137 235H136V238L138 237ZM145 235H146V234H144V236H145ZM174 235H176V233H175ZM261 235H264V234H261ZM2 236L5 237L4 235H2ZM2 236H0V237H2ZM11 236H12V235H11ZM11 236H10V237H11ZM13 236H12V237H13ZM15 236H16V235H15ZM21 236H22V235H21ZM21 236H20V237H21ZM43 236H44V235H43ZM43 236H42V237H43ZM55 236H56V235H55ZM55 236H54V237H55ZM100 236H101V235H100ZM148 236H150V235H148ZM183 236H182V237H183ZM259 236H260V235H259ZM23 237H24V236H23ZM23 237H22V238H23ZM30 237H31V236H30ZM30 237H29V239H30ZM51 237H52V236H51ZM54 237H53V239H54ZM58 237H60V234H59ZM70 237H71V236H70ZM72 237H73V236H72ZM75 237H76V235H75ZM79 237H80V235H79ZM90 237H91V236H90ZM92 237H93V236H92ZM95 237H96V236H95ZM95 237H94V238H95ZM116 237H117V236H116ZM254 237H256V236H254ZM257 237H256V238H257ZM27 238H28V237H27ZM37 238H38V237H37ZM39 238H40V236H39ZM47 238L49 239L50 236H49V237H46V240H47ZM55 238H56V237H55ZM98 238H99V237H98ZM98 238H97V239H98ZM256 238H255V240L257 241V240H259V238H262V237H258L257 239H256ZM4 239H5V238H4ZM12 239H14V238H12ZM19 239H20V238H18V240H19ZM29 239H28V240H29ZM56 239H58V238H56ZM56 239H55V241H57ZM63 239H64V237H63ZM74 239H75V238H74ZM80 239H81V238H80ZM87 239H88V238H87ZM114 239H117V238L114 237ZM122 239H123V238H122ZM124 239H125V238H124ZM178 239H179V238H178ZM183 239H184V240H183ZM262 239H264V237H263ZM2 240H3V239H2ZM6 240H7V239H6ZM28 240H27V241H28ZM32 240H33V239H32ZM41 240H42V239H41ZM46 240H44V241H46ZM51 240H52V239H51ZM51 240H50V241H51ZM60 240H61V239H60ZM66 240H67V238H66ZM68 240H69V238H68ZM68 240H67V241H68ZM75 240H76V239H75ZM83 240H84V239H83ZM129 240H130V239H129ZM129 240H128V239H125V241L127 242V245H128V241H129ZM135 240H136V239H134L133 241H132V240H130V241H132V242L135 244L136 242H138V241L135 242ZM142 240H143V239H142ZM255 240H254V242H255ZM0 241H1V240H0ZM4 241H5V240H4ZM4 241H3V243H4ZM11 241H12V240H11ZM14 241L17 242V240H14ZM20 241H21V240H20ZM25 241H26V240H25ZM29 241H30V240H29ZM44 241H43V242H44ZM58 241H59V240H58ZM70 241H72V240L70 239ZM85 241H86V240H85ZM94 241H95V239H94ZM122 241H123V240H122ZM145 241H146V240H145ZM263 241H264V240H263ZM36 242H37V241H36ZM48 242H49V241L47 240V243H48ZM61 242H62V241H61ZM75 242H76V241H74V243H75ZM82 242H83V241H82ZM91 242H92V241H91ZM96 242H97V241H96ZM132 242H131V243H132ZM249 242H250V243H249ZM6 243H8V242H6ZM14 243H15V242H14ZM19 243H20V242H19ZM21 243H22V241H21ZM33 243L36 244L34 241H33ZM37 243H38V242H37ZM40 243H41V242H40ZM40 243H39V244H40ZM47 243H46V244H47ZM85 243H86V242H85ZM122 243H123V242H122ZM129 243H130V242H129ZM133 243H132V246H134ZM256 243H257V242H256ZM259 243H260V242H259ZM4 244H5V243H4ZM15 244H16V243H15ZM17 244H18V243H17ZM29 244H30V243H29ZM39 244H38V246H40ZM54 244H55V243H54ZM54 244H52V245H54ZM66 244H67V242H66ZM66 244H61V245H66ZM68 244H69V243H68ZM82 244H83V243H82ZM88 244H90V243H88ZM123 244H124V243H123ZM247 244H248V245H247ZM0 245H2V244H0ZM5 245H6V244H5ZM30 245H31V244H30ZM56 245H57V244H56ZM85 245H86V244H85ZM99 245H100V244H99ZM125 245H126V244H125ZM127 245H126V246H127ZM129 245H130V244H129ZM246 245L248 246L247 249H246ZM263 245H264V244H263ZM2 246H4V245H2ZM12 246H13V245H12ZM17 246H18V245H17ZM20 246H22V245H20ZM24 246H25V245H24ZM26 246H27V248L29 247L28 244H27ZM34 246H35V245H34ZM46 246H47V245H46ZM57 246H58V245H57ZM72 246H73V245H72ZM74 246H75V245H74ZM74 246H73V247H74ZM88 246H89V245H88ZM90 246H91V245H90ZM102 246H103V245H102ZM104 246H105V245H104ZM113 246H114V245H113ZM113 246L111 245V247H113ZM154 246H155V247H154ZM164 246H165V244H164ZM254 246H255V245H254ZM8 247H9V246H8ZM40 247H41V246H40ZM44 247H45V245H44ZM44 247H43V248H44ZM48 247H49V246H47V249L49 250ZM52 247H53V246H52ZM58 247H59V246H58ZM75 247H76V246H75ZM98 247H99V246H98ZM130 247H131V246H130ZM153 247L155 248V251H154V252L152 251V250L154 249ZM258 247H259V246H258ZM263 247H264V246H263ZM3 248H5V247H3ZM15 248H16V250H18L17 247H15ZM27 248H25V249H27ZM31 248H33V247L31 246ZM36 248H37V245H36ZM36 248H34V249H36ZM53 248L55 249V247H53ZM53 248H52V252H53V250H54ZM60 248H61V247H60ZM60 248H59V249H60ZM85 248H86V246H85ZM103 248H104V247H103ZM115 248H116V247L111 248V249L114 250ZM126 248H127V247H126ZM158 248H159V249H158ZM165 248H166V247H165ZM253 248H254V247H253ZM41 249H42V248H41ZM45 249H46V248H45ZM75 249H76V248H75ZM77 249H78V248H77ZM77 249H76V250H77ZM96 249H97V248H96ZM161 249H162V248H161ZM255 249H256V248H255ZM257 249L259 250L260 248H257ZM7 250H8V249H7ZM12 250H13V249H12ZM38 250H39V249H38ZM48 250H47V251H48ZM56 250H57V248H56ZM98 250H99V249H98ZM98 250H97V251H98ZM101 250H102V249H100V251H98V252H101V253H102L103 251H101ZM115 250H117V249H115ZM158 250L161 251V252H159ZM244 250H242V251H244ZM251 250H253V249H251ZM0 251H1V250H0ZM5 251H6V249H5ZM5 251H4V252H5ZM20 251H21V250H20ZM22 251H23V250H22ZM28 251H29V250H28ZM28 251H27V252H28ZM34 251H35V250H34ZM42 251H43V250H42ZM49 251H51V249H50ZM49 251H48V252H49ZM59 251H60V250H59ZM84 251H85V250H84ZM89 251H91V250H89ZM104 251H105V250H104ZM253 251H254V250H253ZM261 251H262V250H261ZM1 252H3V251H1ZM12 252H13V251H12ZM36 252H37V251H36ZM36 252H35V253H36ZM45 252H46V251H45ZM74 252H75V251H74ZM80 252H81V251H80ZM85 252H86V251H85ZM116 252H117V251H116ZM240 252H241V253H240ZM251 252H252V251H251ZM10 253H11V251H10ZM22 253H23V252H22ZM24 253H26V252L24 251ZM29 253H30V251H29ZM32 253H33V252H32ZM35 253H34V254H35ZM40 253H41V251H40ZM40 253H39V254H40ZM63 253H65V252H63ZM83 253H84V252H83ZM90 253H91V252H90ZM103 253L106 254L105 252H103ZM169 253H168V257H169ZM171 253H170V254H171ZM239 253H240V254H239ZM257 253H258V252H257ZM262 253H263V252H262ZM1 254H2V253H1ZM11 254H12V253H11ZM15 254H16V253H15ZM17 254L19 255V251H18ZM27 254H28V253H27ZM37 254H38V253H37ZM39 254H38V255H39ZM44 254H45V253H44ZM56 254H57V253H56ZM58 254H59V253H58ZM66 254H67V253H66ZM66 254H65V255H66ZM87 254L89 255L88 252H87ZM87 254H85V255H87ZM98 254H99V253H98ZM112 254H113V253H112ZM160 254H162V255H160ZM172 254H173V253H172ZM172 254H171L170 257H172ZM175 254H176V253L174 252V255H175ZM243 254H245V253H243ZM253 254H256V253L253 252ZM4 255H5V254H4ZM4 255H3V256H4ZM20 255H21V254H20ZM23 255H25V254H23ZM38 255H36V256H38ZM40 255H41V254H40ZM49 255H50V254H49ZM61 255H62V254H61ZM67 255H68V254H67ZM76 255H77V254H76ZM78 255H79V252H78ZM78 255H77V257H78ZM85 255H84V256H85ZM174 255H173V256H174ZM262 255H264V254H262ZM1 256H2V255H1ZM25 256H26V255H25ZM27 256H28V255H27ZM31 256H33V255H31ZM34 256H35V255H34ZM45 256H46V255H45ZM47 256H48V255H47ZM52 256H53V255H52ZM55 256H57V255H55ZM62 256H63V255H62ZM80 256H81V255H80ZM90 256H91V254H90ZM90 256H89V257H90ZM99 256H100V254H99ZM102 256H103V255H102ZM104 256H105V258H107L106 255H104ZM115 256H116V255H115ZM117 256H118V255H117ZM122 256H120L121 259H122ZM125 256H126V257H125ZM235 256H236V257H235ZM239 256H238V258H239ZM244 256H245V257H244ZM244 256H243V257L246 258V255H244ZM12 257H14V256H12ZM12 257H11V258H12ZM22 257H23V256H22ZM22 257H20V259H21ZM60 257H61V256H60ZM63 257H64V256H63ZM74 257H76V256L74 255ZM81 257H82V256H81ZM81 257H80V259H81ZM87 257H88V256H87ZM168 257H167V259H168L167 261H169V258H168ZM175 257H176V256H175ZM258 257H259L258 259H257L256 257H255V258H256L259 262L254 258V261H256V262L253 261L251 264H254V263L257 264V262H258V264H259V263L262 264V263H261V262H262L261 259L264 258V257H262L261 255H260V256L258 255ZM261 257H262V258H261ZM2 258H3V257H2ZM23 258H25V257H23ZM38 258H42V257H37V259H38ZM48 258H49V256H48ZM71 258H72V257H71ZM92 258H93V257H92ZM241 258H239L240 260L237 259L238 264H241V263H243V262L248 263V262H247L248 259H245L246 261H244V258H242L243 261H241ZM12 259H13V258H12ZM20 259H19V261H20ZM28 259L30 260V258H28ZM31 259H32V257H31ZM59 259H60V258H59ZM73 259H74V258H73ZM4 260H6V259H4ZM7 260L9 261V259H7ZM15 260H16V259H15ZM24 260H25V259H24ZM32 260H36V258H35V259L33 258ZM52 260L54 261V258H53ZM55 260L58 261V259H55ZM63 260H64V259H63ZM67 260H68V259H67ZM71 260H72V259H71ZM175 260H174V261H175ZM262 260H263V262H264V259H262ZM8 261H7V262H8ZM12 261H13V260H12ZM25 261H26V260H25ZM37 261H40V260H37ZM53 261H52V262H53ZM60 261H62V260L60 259ZM65 261H66V260H65ZM69 261H70V259H69ZM69 261H66V262L69 263ZM90 261H91V260H90ZM109 261H110V260H109ZM167 261H166V262H167ZM235 261H236V260H235ZM240 261H241V262H240ZM249 261H250V260H249ZM260 261H261V262H260ZM2 262H3V261H2ZM2 262H0V263L2 264ZM7 262L5 261V263H7ZM14 262H15V261H14ZM16 262H17V261H16ZM34 262H35V261H34ZM47 262H48V261H47ZM49 262H51V258H50V261H49ZM71 262L73 263V261H71ZM75 262H76V261H75ZM78 262H79V260H78ZM93 262H94V261H93ZM113 262H114V261H113ZM239 262H240V263H239ZM11 263H12V262H11ZM17 263H18V262H17ZM17 263H16V264H17ZM23 263H24V262H23ZM25 263H26V262H25ZM28 263H32V262H29V261H28ZM28 263H26V264H28ZM36 263H37V262H36ZM36 263H35V264H36ZM41 263H42V262H41ZM41 263H40V264H41ZM45 263H46V262H45ZM72 263H71V264H72ZM79 263H80V262H79ZM94 263H95V262H94ZM110 263H111V261H110ZM170 263H171V262H170ZM14 264H15V263H14ZM21 264H22V260H21ZM38 264H39V263H38ZM43 264H44V262H43ZM54 264H55V263H54ZM57 264H58V263H57ZM59 264H61V262H59ZM114 264H115V262H114Z\"/></svg>","mask_w":264,"mask_h":264}]
</instances>
